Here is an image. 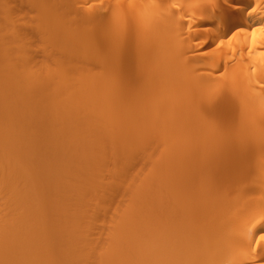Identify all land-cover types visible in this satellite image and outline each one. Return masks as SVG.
<instances>
[{
  "label": "bare ground",
  "instance_id": "6f19581e",
  "mask_svg": "<svg viewBox=\"0 0 264 264\" xmlns=\"http://www.w3.org/2000/svg\"><path fill=\"white\" fill-rule=\"evenodd\" d=\"M28 1V0H27ZM30 1V0H29ZM49 1V0H48ZM73 1V0H72ZM78 3H80L79 6H85L86 8H92V10H96V11H91V9H89V11L92 13L94 12L95 14H100V15H105L107 18H109V16L111 15L112 17V20L110 21H113V23H117V22H120L121 25H119L120 23H118L119 26H122V28L120 29H127V27L130 29V26L133 27L134 25H140L138 23H142L144 24V27L147 26L149 29L151 30H155L157 29L158 27L160 28V26L162 27V23L161 21L163 22H167V23H163L164 27L165 28V25H168L170 27V29L172 30V32H169L168 35H166L167 37L166 38H169V37H174L175 33L177 32H182L183 30L185 31V33L183 32L182 34H189L190 32L192 31H195V32H198L199 36H196V38L194 37V39H197L194 43V39H190V37H187L189 39H187L189 42L187 43V41L185 42H182L184 45L186 44V48L181 52V53H178V55H182L184 54L185 55V52H186V55L185 57H182V61L186 62L189 58H191L192 56L196 59L194 60L195 61V65L199 68L198 70L202 73H206L207 75H209L210 77H214L212 78V81H216L218 79L216 78H222L223 81L225 80L227 83L228 82H233L234 81V86L236 84V81L237 80V85L240 84V83H243L242 79H245L244 82L246 83H249L251 86L250 88L246 86L245 90L246 92L243 93L245 94V96H247L248 94L247 93H251V95L254 94V96H260V97H264V0H77ZM5 2H8V0H5ZM3 2V0H0V6L2 3L4 4H7ZM33 2V1H32ZM22 3V1H21ZM28 3H31V2H28ZM53 3V2H52ZM77 3V5H78ZM10 4V3H9ZM33 4V3H32ZM47 5V4H45ZM50 5V4H49ZM6 6V5H4ZM24 6V5H23ZM38 6V5H37ZM35 6V7H37ZM51 6V5H50ZM69 6V5H68ZM74 6V5H73ZM223 6H228L229 8L231 9H227L226 11L223 10ZM10 7V6H9ZM21 7V6H20ZM31 7V5H30ZM33 8H35L34 6H32ZM31 7V8H32ZM78 7V6H77ZM84 7V9H85ZM226 7V8H228ZM2 7H0L1 9ZM30 8V9H31ZM32 8V9H33ZM39 8V6H38ZM46 8V7H45ZM51 8H54L53 6ZM57 8V7H55ZM82 8V7H80ZM3 9V8H2ZM20 9V8H19ZM15 10V9H14ZM13 10V11H14ZM37 10V9H35ZM61 10V9H60ZM76 10V8H75ZM74 10V11H75ZM88 10V9H87ZM18 11V10H17ZM28 11V10H27ZM39 11V9H38ZM64 11V10H63ZM19 12V11H18ZM22 12V11H21ZM29 12V11H28ZM55 12H56V9H55ZM73 12V11H72ZM27 13V12H26ZM38 12H36L37 14ZM51 13V12H50ZM79 13V12H78ZM2 14L5 16L4 14V11L1 12L0 10V44L2 45L3 43H12L14 42V40H16L18 38L17 41H20L21 39V32H19L17 35L19 37H16V33L18 32L17 31V28L15 26H12V24H8L7 22L10 21L8 20L7 18V22L5 21L6 18H4L2 16ZM17 14V12H16ZM25 14V13H24ZM31 14V13H30ZM35 14V13H34ZM53 14V13H52ZM51 14V15H52ZM68 14V13H67ZM9 15V14H7ZM23 15V14H21ZM38 15V14H37ZM50 15V14H48ZM48 15H46V18L48 17ZM71 15V14H70ZM92 15V14H91ZM10 16V15H9ZM41 15H39L40 17ZM80 16V15H79ZM83 16V15H82ZM19 17H22V16H19ZM28 17V15H27ZM53 17V15H52ZM98 17V16H97ZM100 17V16H99ZM106 17H105V21H106ZM10 18V17H9ZM24 18V17H23ZM72 18V17H71ZM92 18V17H91ZM21 19V18H20ZM19 19V20H20ZM29 19V18H27ZM33 19V18H32ZM37 19H40V18H37ZM104 19V18H103ZM110 19V18H109ZM109 19L108 22H109ZM31 20V19H29ZM36 21V18L34 19ZM75 20V19H74ZM93 20V19H92ZM42 20L40 19L39 22H41ZM44 21V19H43ZM90 21V20H89ZM104 21V23H105ZM23 22V21H22ZM27 22V21H26ZM38 22V20H37ZM38 22V23H39ZM49 22V21H48ZM69 22V21H68ZM10 23V22H9ZM32 23V22H31ZM67 23V22H66ZM92 23V22H91ZM101 23V22H100ZM107 23V22H106ZM105 23V24H106ZM111 23V22H109ZM108 23V24H109ZM23 24V23H22ZM40 24V23H39ZM42 24V23H41ZM26 25V24H25ZM94 25V24H93ZM96 25V24H95ZM101 25V24H100ZM111 25V24H109ZM107 25V27L109 26ZM117 25V26H118ZM133 25V26H132ZM39 25H37L38 27ZM44 26V24H43ZM67 26V25H66ZM137 26V27H138ZM59 27V26H58ZM96 26H94L95 28ZM102 27V26H101ZM115 27V26H114ZM142 27V26H141ZM48 28V27H47ZM75 28V26H74ZM99 28V27H98ZM98 28H95L96 31L94 32H98ZM103 28V27H102ZM111 28V27H110ZM118 28V27H117ZM135 28V27H134ZM133 28V29H134ZM167 28V27H166ZM165 28V29H166ZM42 29V28H41ZM44 29V27H43ZM92 29V26L91 28ZM137 29V28H136ZM139 29L142 31L143 28H140L139 26ZM139 29L135 30L136 31H139ZM146 29V27H145ZM144 29V30H145ZM147 29V31L149 30ZM19 30V28H18ZM23 30V29H22ZM35 30V29H34ZM58 30V28H57ZM89 30V29H88ZM108 30H110L108 28ZM118 30V29H117ZM132 30V29H131ZM168 29H166L167 31ZM170 30V31H171ZM177 30V31H176ZM20 31V30H19ZM31 31V30H30ZM42 32L44 30H41ZM102 31V30H101ZM116 31V30H115ZM146 31V30H145ZM146 32H141V37H140V34H139V38L136 37L138 33L135 34V32H131L128 30V32L132 33L135 35V39L138 38V41H140L139 43H144V40L148 39L147 38V35L145 33ZM165 31V30H164ZM68 32V31H67ZM89 32V31H88ZM93 32V33H94ZM100 32V30H99ZM98 32V34H99ZM120 32V31H119ZM151 32V31H150ZM32 33V32H31ZM47 33V32H45ZM103 33V32H102ZM127 33V32H125ZM124 33V34H125ZM166 33V32H165ZM170 33H174L173 36H171L172 34ZM176 33V34H177ZM180 33H178L180 35ZM92 34V33H91ZM97 34V33H96ZM154 34V33H153ZM152 34V35H153ZM181 34V35H182ZM196 34V33H195ZM194 32H193V35L195 36ZM30 35V34H29ZM61 35V33H60ZM101 35V34H100ZM108 33L106 34V38L108 37L107 36ZM119 35V33H118ZM134 35L133 37L130 35V37L132 39H130V41L134 40ZM150 35V33H149ZM148 35V36H149ZM150 35L149 36V40H151L150 38H152L153 36ZM180 35V36H181ZM192 35V34H191ZM47 36V35H46ZM86 36V35H85ZM103 36V34H102ZM110 36V35H109ZM123 38H122V37ZM124 36L125 35H121L120 34V41L123 42L122 39H124ZM128 35H126L125 37H127ZM143 36V38H142ZM152 36V37H151ZM158 36V35H156ZM165 37V35H163ZM185 36V35H184ZM24 37V36H23ZM93 37V36H92ZM101 37V36H100ZM118 37V36H117ZM129 37V38H130ZM146 37V38H145ZM162 37V36H161ZM159 36V38L157 37L158 40H154L155 42H160L163 43L164 45L168 42L165 39H160L161 38ZM162 37V38H164ZM24 38H27V37H24ZM36 38V37H35ZM41 39H44L42 38V35L40 37ZM59 38V36H58ZM57 38V39H58ZM105 38V39H106ZM115 38V37H114ZM128 38V39H129ZM142 38V39H140ZM174 38H178L180 39V43L181 41V38L180 37H174ZM62 39V38H61ZM101 39V38H100ZM154 39L155 36H154ZM22 40V39H21ZM63 40V39H62ZM70 40V39H69ZM110 40V39H109ZM116 40V39H115ZM148 40V42H149ZM162 40H166L167 42H162ZM38 41V40H37ZM36 41V42H37ZM41 40L39 39V42ZM44 41V40H43ZM103 41H106V40H103ZM102 41V42H103ZM113 41V40H111ZM130 41L128 43H130ZM131 41V43L134 45V43H138V41L136 42V40H134L135 42L133 43ZM143 41V42H141ZM172 41V40H171ZM29 42H30V39H29ZM99 42V41H98ZM107 42V41H106ZM147 42V41H146ZM11 43V44H12ZM38 43V42H37ZM41 43V42H40ZM61 43V42H60ZM86 43V42H85ZM88 43V42H87ZM111 43V42H110ZM113 43V42H112ZM125 41L123 42V44L121 45H124ZM138 43V46L141 47L140 49L144 50V48H142V46H140ZM152 43V41H151ZM170 43V41H169ZM179 43V42H178ZM181 43V44H182ZM3 44V45H4ZM15 44V43H14ZM43 42L41 43V46H42ZM83 44V43H82ZM102 44V43H101ZM100 44V45H101ZM109 44V43H108ZM107 44V45H108ZM120 44V43H119ZM127 44V43H126ZM125 44V46H126ZM135 44V45H136ZM145 44H148V43H145ZM144 44V45H145ZM212 44V46L207 49V50H203L202 48L205 47L206 45H210ZM0 45V46H1ZM6 45V44H5ZM4 45V46H5ZM30 45V44H29ZM35 45V44H34ZM32 45V42H31V47L34 46ZM37 45V44H36ZM38 45H40L38 43ZM57 45V44H56ZM60 45V44H59ZM99 45V46H100ZM129 45V44H128ZM134 45V47H135ZM152 45V44H151ZM9 45L7 44L6 47H8ZM18 46V45H16ZM15 46V48H16ZM44 46V45H43ZM82 46V45H81ZM84 46V45H83ZM103 46V44H102ZM106 46V45H104ZM112 46V45H111ZM137 46V45H136ZM156 46V44L154 45ZM178 46V45H177ZM19 47V46H18ZM17 47V48H18ZM29 47V46H28ZM36 47V46H35ZM55 47V46H54ZM108 47V46H107ZM110 47V46H109ZM115 47V45H114ZM127 47V46H126ZM125 47V48H126ZM147 47V46H146ZM167 47V46H166ZM172 47V46H170ZM185 47V46H183ZM9 48V47H8ZM13 48V49H15ZM16 48V49H17ZM120 48V47H119ZM138 48V47H136ZM148 48V47H147ZM146 48V49H147ZM157 48V47H156ZM154 48V50L156 49ZM161 48V47H160ZM159 48V49H160ZM4 49V48H3ZM12 49V48H11ZM16 49L14 51H16ZM40 49V48H39ZM49 49V48H48ZM58 49V48H57ZM99 49V48H98ZM98 55H100V51L101 50H98ZM104 49V48H103ZM110 49V48H108ZM113 49V48H111ZM111 49H110V53L108 52V54H110V56L108 57H111ZM133 49V48H132ZM131 49V50H132ZM202 49V50H201ZM105 50V49H104ZM117 50V49H116ZM122 50V49H121ZM125 50V49H124ZM123 50V55L125 54ZM158 50V49H157ZM163 50V49H162ZM161 50V51H162ZM166 50V49H165ZM19 51V50H18ZM23 51V49H22ZM26 51V50H25ZM32 51V50H30ZM35 51V50H33ZM32 51V52H33ZM42 51V50H41ZM44 51V50H43ZM42 51V52H43ZM49 51V50H48ZM114 53L112 54L113 57H117L116 55L114 56L115 54V50H113ZM135 51V50H133ZM152 51V50H151ZM159 51V52H161ZM58 52V51H57ZM105 54L102 56L105 58V55H106V51H104ZM127 52V51H126ZM141 52V51H140ZM149 52V51H148ZM146 52V53H148ZM158 52V51H157ZM156 52V54H157ZM158 52V53H159ZM163 52V51H162ZM5 53V52H4ZM3 53V54H4ZM9 55H6L7 57L9 56V61L11 62H14L15 59L12 60V58H10L12 55H11V52H6ZM5 53V54H6ZM20 53V51H19ZM46 53V51H45ZM48 53V52H47ZM46 53V55H47ZM119 54V52H117ZM131 53V52H130ZM129 53V54H130ZM143 53V52H142ZM152 53V52H151ZM165 53V52H164ZM21 54V53H20ZM31 54V53H30ZM37 54V53H35ZM59 54V53H58ZM82 54V53H81ZM117 54V55H118ZM128 54V53H126ZM128 54V55H129ZM135 54V53H134ZM189 54V55H187ZM14 55V54H13ZM16 55V54H15ZM24 55V54H23ZM33 57L34 55L31 54ZM44 56H46L45 54H43ZM54 56V54H52ZM51 55V56H52ZM67 55V54H66ZM84 57H85V54H83ZM82 55V56H83ZM121 55V54H119ZM133 54L130 55V57L132 56ZM141 55V53H140ZM143 55H145V57L143 58H146V54L144 53ZM148 55H151V54H148ZM160 55V54H159ZM25 56V55H24ZM78 56H80L78 54ZM97 56V55H96ZM95 56V57H96ZM155 56V55H153ZM179 56V58H180ZM191 56V57H189ZM17 57V56H16ZM15 57V58H16ZM22 57V55H21ZM26 57V56H25ZM32 57V58H33ZM38 57V56H37ZM50 57V56H48ZM47 57V58H48ZM99 57V56H98ZM97 57V58H98ZM102 57L100 56V58L102 59ZM107 57V56H106ZM112 57V58H113ZM121 57V56H120ZM119 57V60H121ZM123 57V56H122ZM127 57V56H126ZM134 56H132L133 58ZM151 57V56H149ZM161 57V56H160ZM39 58V57H38ZM42 58V57H41ZM46 58V59H47ZM76 58V57H75ZM82 58V57H81ZM99 58V59H100ZM103 58V59H104ZM131 58V60H132ZM142 58V59H143ZM159 58V57H158ZM193 58V59H194ZM6 58H1L0 59V64H3L4 67L1 68V70L3 69H6L2 72H6V74L3 75V73L1 74L0 72V75H3L1 76L2 78L5 77V79L8 78V73H10V77H13V73H11L10 71H15V74H14V78H12L10 80V82L14 79V81L16 82L18 79L21 81H25L24 83L27 82L28 79H26L27 77L25 78H20L22 75L21 70L18 69V67L12 65L10 66L9 70L8 69V62L4 63L2 62V60H5ZM24 59V58H23ZM29 59V57H28ZM35 59V58H34ZM49 59V58H48ZM51 59V58H50ZM49 59V60H50ZM107 61L109 60V58H106ZM130 59V58H129ZM134 59V58H133ZM138 59L137 58V62H138ZM160 59V58H159ZM192 59V60H193ZM30 60H33V59H30ZM52 60V59H51ZM68 60V59H67ZM82 60V59H81ZM80 60V61H81ZM98 59L95 60V63H96V67H99L98 70L100 69V66L103 64H100L97 65V63H100L99 61L96 62ZM115 59H113L114 61ZM125 60H127L125 58ZM141 60V59H140ZM151 60V59H149ZM154 60V59H152ZM162 60V59H161ZM190 60V59H189ZM22 60H20L21 62ZM35 60L32 61V63L34 62ZM40 61V60H39ZM43 61V60H42ZM45 61V59H44ZM54 62V60H52ZM52 61H50L52 63ZM104 61V60H102ZM106 61V60H105ZM104 61V62H105ZM117 61V60H116ZM115 61V62H116ZM121 61H124V60H121ZM134 61V60H133ZM144 61V60H143ZM142 61V62H143ZM180 61V59H179ZM17 62V61H16ZM19 62V61H18ZM31 62V61H29ZM36 62V61H35ZM34 62V63H35ZM56 62V61H55ZM54 62V64H55ZM128 62V61H127ZM141 62V61H140ZM147 62V61H146ZM164 62V61H163ZM33 63V64H34ZM42 63V62H41ZM47 63L44 62L43 66ZM50 63V64H51ZM110 63V61H109ZM107 63V64H109ZM118 63V62H117ZM125 62H123L124 64ZM135 63V62H134ZM150 64V62H148ZM148 63H145L146 65H148ZM7 64V66L5 65ZM37 62H36V66H37ZM48 64V63H47ZM105 64V63H104ZM112 64V63H111ZM121 64V62H120ZM130 64V63H128ZM143 64V66L145 65ZM176 64V62H175ZM180 64V63H179ZM20 65V64H19ZM25 68L27 67H31V65L29 64V66L27 64H22ZM20 65V66H21ZM41 65V64H40ZM63 65V64H62ZM110 65V64H109ZM107 66V67H110L111 66ZM115 64H113V67H114ZM117 65V64H116ZM119 65V64H118ZM132 65V64H131ZM137 66V64H135ZM139 67L138 68H141L143 67L141 65L140 67V64L138 63ZM172 65V63H171ZM181 65V64H180ZM179 65V66H180ZM2 66V65H0ZM49 66V65H48ZM182 66V65H181ZM185 66V65H183ZM13 67V68H12ZM16 67V68H15ZM38 67V66H37ZM41 67V66H39ZM47 67V65H46ZM53 67V66H51ZM59 67V65H58ZM57 67V68H58ZM81 66H79L80 68ZM83 67V66H82ZM102 67V66H101ZM112 67V68H113ZM116 67V66H115ZM114 67V68H115ZM126 67V65H125ZM146 67V66H145ZM144 67V68H145ZM165 67V66H164ZM22 68V67H21ZM22 68V69H23ZM25 68V69H26ZM34 66L32 67L31 70H33ZM63 68V67H62ZM91 68V67H90ZM109 68V70H110ZM117 68V67H116ZM124 68V67H123ZM181 68V67H180ZM184 68V67H183ZM187 68H188V65H187ZM12 69V70H11ZM13 69H16V70H13ZM24 69V70H25ZM38 69V68H36ZM44 69V68H43ZM54 69V68H52ZM51 69V70H52ZM60 69V68H59ZM84 70V68H82ZM108 69V68H107ZM126 69V68H125ZM190 69H192V67L190 66ZM195 69V68H194ZM0 70V71H1ZM19 70V71H18ZM57 70V69H56ZM82 70V72H83ZM93 69H91L92 71ZM96 70V69H94ZM106 70V69H105ZM114 70V69H113ZM145 70V69H144ZM168 70V69H167ZM175 70H178L175 69ZM181 70V69H180ZM184 70V69H183ZM181 70V71H183ZM186 70V69H185ZM185 70L183 71L185 73ZM20 73V77L18 76V72ZM30 71V70H28ZM37 71V70H35ZM41 71H44L45 70H41ZM48 71V70H47ZM65 70H63L64 72ZM77 70H75L76 72ZM100 71H103V69H101ZM99 71V72H100ZM119 71V69H118ZM124 71V69L122 70ZM141 71V70H140ZM147 71V70H146ZM192 71H197V70H193ZM39 72V71H38ZM68 72V71H66ZM65 72V74H66ZM71 72V71H70ZM69 72V73H70ZM74 72V71H73ZM75 72L73 75H75ZM81 72V71H79ZM109 72V71H108ZM107 72V73H108ZM114 72V71H113ZM112 72V74H113ZM129 72V71H128ZM135 72V71H134ZM142 72H143V69H142ZM140 72V80L139 78H137V76H133L134 78H137L138 79V83L137 84L136 82L134 83V86L136 85H141V81L143 82V80H141V78H147L148 76H145V74H143V76H141V73ZM178 72V71H177ZM188 72V70L186 71ZM198 72V71H197ZM34 73V71H33ZM68 73V74H69ZM85 73V71H84ZM107 73L105 75H107ZM111 72H109L110 74ZM115 73H117L115 71ZM114 73V74H115ZM120 73V71H119ZM130 73V72H129ZM128 73V74H129ZM139 73V72H138ZM138 73H134L133 75L135 74H138ZM145 73V72H144ZM163 73V71H162ZM190 71H189V76H190ZM193 73V72H192ZM241 73H242V76L243 78L241 79ZM12 74V76H11ZM17 74V76H16ZM26 71H25V75H26ZM36 74V73H35ZM65 74L63 76H65ZM78 74V72H77ZM102 74V73H101ZM104 74V73H103ZM102 74V76H103ZM110 74V76H108L109 78H111L112 76L114 77L115 75H112ZM148 75V72L146 73ZM165 74V72H164ZM163 74V75H164ZM174 74V73H173ZM180 74V73H179ZM183 74V73H182ZM186 74V73H185ZM183 74V75H185ZM196 73H194L193 75H195ZM7 75V76H6ZM30 73H29V77H30ZM37 75V74H36ZM67 75V74H66ZM79 75V74H78ZM100 75V74H99ZM112 75V76H111ZM120 75H123V74H120ZM150 75V74H149ZM162 74L160 73V76ZM171 75V74H170ZM178 75V74H177ZM176 75V76H177ZM197 75V74H196ZM205 75V74H204ZM202 75V76H204ZM43 74H41V78H42ZM46 76V75H45ZM57 76V75H56ZM62 76V77H63ZM93 78V83L96 81H99V78L98 77V80L95 81L94 79V74H92ZM119 75L115 76V77H118ZM125 76V75H124ZM124 76H121L119 77L122 81V79L124 78ZM128 76V75H127ZM182 76V75H181ZM180 76V77H181ZM199 76V75H198ZM197 76V77H198ZM201 76V75H200ZM0 77V78H1ZM16 77V78H15ZM22 77H24V74L22 75ZM38 77V76H37ZM48 77V76H47ZM67 77H69L67 75ZM72 77V75H71ZM76 77V76H75ZM96 77V78H97ZM112 77V78H113ZM129 77V76H128ZM127 77V78H128ZM157 77V76H156ZM165 77V75H164ZM163 77V78H164ZM173 77V76H172ZM197 77L195 79H197ZM208 77V76H207ZM239 77V78H238ZM31 78L35 79L34 77H30L29 78V81L31 80ZM40 78V77H39ZM40 78V80H41ZM46 78V77H45ZM54 78V77H53ZM56 78V77H55ZM119 78H114V79H117V81H115L114 84H117V85H114L115 88L116 86L118 87V83H120V81L118 82ZM142 78V79H143ZM149 78V77H148ZM155 78V77H154ZM170 79V77H168ZM167 78V79H168ZM183 78V77H182ZM190 78V77H189ZM193 77H191L192 79ZM199 78V77H198ZM203 77H201L200 79H202ZM4 79V78H3ZM2 79V80H3ZM16 79V80H15ZM61 79V78H60ZM74 79V78H73ZM76 79V78H75ZM74 79V80H75ZM90 79V80H91ZM101 79V78H100ZM105 78H103L104 80ZM114 79H111V80H114ZM136 79V80H137ZM144 79V80H145ZM153 79V78H152ZM149 80L150 82L153 80ZM158 81H159V77H157ZM188 79V77L186 78ZM190 79V80H191ZM194 79V78H193ZM207 80L209 78H206ZM204 78V81L206 80ZM216 79V80H215ZM220 79V81L222 80ZM2 80H0L2 82ZM17 81L18 83H14L16 85H19L21 83V81ZM36 80H38L39 82V79L36 78ZM50 80V79H49ZM66 80V79H65ZM71 80V79H70ZM81 80V79H80ZM89 80V81H90ZM109 79L107 78L106 80V83L104 84L103 81H102V84H104L105 86H107V84L109 82H112V81H108ZM135 81V79H131V81ZM161 80V78H160ZM176 80V79H175ZM179 80V79H178ZM199 80V79H197ZM203 80V79H202ZM7 81V80H6ZM13 81V82H14ZM34 81V80H32ZM44 81V80H43ZM52 81V80H51ZM56 81V80H55ZM62 81V80H61ZM85 81V80H83ZM100 81V83H101ZM108 81V82H107ZM125 81V80H123ZM147 81V79L145 80ZM155 81V80H154ZM196 82V80H193ZM200 81V80H199ZM238 81H241L238 83ZM5 82V80L3 81ZM2 82V83H3ZM12 82V83H13ZM31 82V81H30ZM46 82V81H45ZM44 82V83H45ZM53 82V81H52ZM91 82V84H92ZM114 82V81H113ZM118 82V83H117ZM151 82V83H152ZM175 82V81H174ZM186 82H189V80H186ZM191 82V81H190ZM209 82H211V80H209ZM8 82H6L5 84L7 85ZM12 83H10V85H12ZM40 83V82H39ZM43 83V82H42ZM43 83V84H44ZM51 83V82H50ZM70 84V82H68ZM72 83V82H71ZM79 83V82H78ZM83 83V82H82ZM98 83V84H100ZM122 85L124 82H121ZM126 83V82H125ZM131 83V82H130ZM129 83V84H130ZM147 85V82H143V86ZM149 83V82H148ZM154 83V82H153ZM158 83V82H157ZM161 83V82H160ZM178 83V82H176ZM182 83V82H181ZM204 83V82H203ZM213 83V82H212ZM217 84V81L214 82ZM219 83V82H218ZM14 84L12 85V87L10 88L9 86V83L6 87V90L8 91V93H6L7 91L5 90V85L1 84L0 85H3L2 88L4 89L5 91V94L8 96H3V99H6L7 97H9V92L11 90V93L13 92L14 89L13 86ZM29 84V82H28ZM38 84V83H37ZM41 84V83H40ZM42 84V85H43ZM52 84V83H51ZM55 84V83H54ZM52 84V85H54ZM67 84V83H66ZM68 84V85H69ZM81 84V83H80ZM87 84V82L85 83ZM89 84V83H88ZM97 84V85H98ZM101 84V85H102ZM127 84V83H126ZM133 84V83H131ZM130 84V85H131ZM136 84V85H135ZM156 84V83H155ZM184 84L186 85L185 82H183V86ZM221 84V83H220ZM222 84H224L222 82ZM221 84V85H222ZM16 85L14 86L15 90H18L19 87H16ZM22 85V84H21ZM27 85V84H25ZM36 85V84H35ZM78 85V84H77ZM76 85V86H77ZM84 85V84H82ZM94 85V84H93ZM94 86V88L90 89L91 87H93L92 85H90L91 87L89 88L90 90H92V92L94 93V90H96V86ZM111 85V83H110ZM108 85V86H110ZM113 85V83H112ZM121 85V84H120ZM125 85V84H124ZM123 85V86H124ZM188 85V84H187ZM193 85V84H192ZM195 86L194 87H197L196 85L197 84H194ZM203 85V84H202ZM201 85V86H202ZM229 85V83L227 84ZM237 85L235 86L237 88ZM246 84H244L245 86ZM248 85V84H247ZM24 86V84L22 85ZM20 86V88L22 87ZM32 86H33V83H32ZM66 86V85H65ZM79 86V85H78ZM128 86V85H127ZM133 86V85H131ZM159 86V85H157ZM181 86V85H180ZM178 86L177 89L180 87ZM182 86V87H183ZM199 86V85H198ZM226 86V85H225ZM243 86V85H242ZM243 86V87H244ZM30 87H31V84H30ZM30 87H26L25 86L23 87L24 91L21 93L22 97L27 94L30 93ZM36 87V86H35ZM45 87V85L43 86V88ZM54 87V86H53ZM71 87V85H70ZM75 87V86H74ZM85 87V86H84ZM88 87V86H87ZM103 87V86H102ZM130 87V86H129ZM147 88V86H145ZM200 87V86H199ZM241 87V85H240ZM1 88V87H0ZM1 88V89H2ZM8 88V89H7ZM41 88V86L39 87ZM49 87H45V89H48ZM68 88V87H67ZM99 88V86H98ZM104 88V87H103ZM121 88L123 87H120V90L121 91ZM127 88V87H126ZM141 88V87H140ZM144 88V87H142ZM185 88H191L190 86L188 87H185L184 86V89ZM198 88V87H197ZM196 88V89H197ZM233 87H229V89L231 91ZM10 89V90H9ZM28 89L30 90L29 93L27 92ZM34 89V87L32 88V90ZM38 89V87L36 88V90ZM56 89V88H55ZM72 90V88H69L68 90ZM74 89V88H73ZM108 89V87H107ZM105 90L106 92L108 90ZM111 86L109 87V90H111ZM118 88L114 89L113 88V91H117ZM128 89V88H127ZM130 89V88H129ZM176 89V87H175ZM182 89V88H181ZM180 89V90H181ZM228 89V88H227ZM226 89V90H227ZM228 89V90H229ZM36 90H34V93L35 95L39 96V92H35ZM64 90V89H63ZM67 90V89H66ZM65 90V91H66ZM70 90V91H71ZM80 90V89H79ZM86 90V89H85ZM103 90V89H102ZM123 90V89H122ZM132 90H133V87H132ZM137 90V89H135ZM142 90V89H141ZM139 90V91H141ZM145 91V89H143ZM172 90V88H171ZM183 90V89H182ZM190 90V92L188 91ZM186 91H188L189 93H191L192 91L194 92V90L192 89H188ZM198 90V89H197ZM225 90V91H226ZM229 90V92H230ZM236 90V89H235ZM234 90V91H235ZM3 91V90H1ZM3 91V92H4ZM22 91V90H21ZM20 91V92H21ZM39 91V90H37ZM43 91V90H42ZM40 90V92H42ZM47 91V94L51 93L50 90H46ZM50 91V92H49ZM75 91V90H74ZM98 91V90H97ZM112 91V92H113ZM124 91V90H123ZM121 91V92H123ZM126 91V90H125ZM134 91V90H133ZM132 91V92H133ZM138 91V90H137ZM135 91V92H137ZM167 91V89H166ZM185 91V92H186ZM237 91V90H236ZM240 91V90H239ZM17 91H15V94H16ZM19 92V91H18ZM27 92V94L25 93ZM45 92V90H44ZM81 92V91H79ZM78 92V93H79ZM85 92V91H84ZM90 92V91H89ZM90 92V93H92ZM96 92V91H95ZM102 92H100V94L102 95ZM105 92V93H106ZM109 92V91H108ZM113 92V93H114ZM120 92V94L122 95V93ZM129 92V90H128ZM169 92V91H168ZM184 92V93H185ZM192 92V93H193ZM198 92V95L200 94L199 92H204L202 90L200 91H197ZM213 92V91H212ZM211 92V93H212ZM215 92V91H214ZM241 92V91H240ZM14 93V92H13ZM37 93V94H36ZM59 93V92H58ZM66 93V92H65ZM88 93V91H87ZM98 93V94H97ZM96 95L99 96V92H97ZM117 93V92H116ZM114 94L116 96H121V95H117V94ZM119 93V92H118ZM127 93V92H126ZM134 93V92H133ZM132 93V95H133ZM139 93V92H138ZM142 93V92H141ZM144 93V92H143ZM142 93V94H143ZM172 93L173 90H172ZM188 93V94H189ZM196 93V91H195ZM217 93V91H216ZM222 93V92H221ZM233 93V92H232ZM235 93V92H234ZM233 93V94H234ZM249 93V94H250ZM31 94H32V91H31ZM45 94V95H47ZM48 94V95H49ZM54 94V93H52ZM67 94H68V91H67ZM67 94H65L67 96ZM81 94H83L81 92ZM108 94V96H107ZM109 94L111 93H106V95H104L103 93V97L105 99L107 98V100L109 99ZM129 94V93H128ZM131 94V93H130ZM140 94V95H142ZM187 94V95H188ZM236 94V93H235ZM247 94V95H246ZM2 94L0 93V98L2 97L1 96ZM20 93H18L17 95L15 96H19ZM41 95V94H40ZM47 95V96H48ZM60 96V94H58ZM57 95V97H58ZM62 95L64 94H61L60 97H63ZM70 95V94H69ZM80 95V94H79ZM93 95V94H91ZM123 95H124V92H123ZM123 95H122V98H120L121 100L125 98H123ZM131 95V96H132ZM136 95V94H134ZM133 95V96H134ZM139 95V94H138ZM176 95V94H175ZM178 95V94H177ZM179 95L180 92H179ZM213 95V94H212ZM222 97H223V94H221ZM221 95H217L218 97H221ZM227 95V94H226ZM230 95V94H228ZM14 96V94H13ZM24 96V97H25ZM33 96V95H32ZM35 96V97H36ZM37 96V98H38ZM44 96V93L43 95L41 96V98ZM51 96V94L48 96V98ZM75 96V95H74ZM78 96V95H76ZM85 96V95H84ZM95 96V95H94ZM111 96V95H110ZM127 96H130V95H126ZM132 96V98H133ZM171 96V95H170ZM190 96V94H189ZM225 96V95H224ZM23 97V98H24ZM31 97V96H29ZM28 97V98H29ZM34 96V100L36 99ZM46 97V96H45ZM52 97V96H51ZM55 97V99L57 98ZM65 97V96H64ZM79 97V96H78ZM101 98V96H99ZM135 97V96H134ZM138 97V96H137ZM135 97L134 100L137 98ZM143 97V95H142ZM178 97V96H177ZM176 97V98H177ZM196 97H198L196 95ZM216 97V95H215ZM240 97V96H239ZM15 98V97H13ZM20 97H18L17 99H19ZM69 98H73V95L72 97L70 96ZM76 97H74L75 99ZM80 99H82L81 97H79ZM93 98V96L91 97ZM115 98V97H114ZM117 98V97H116ZM130 97L126 98V100H128ZM170 98V97H169ZM175 98V100H176ZM214 98V97H213ZM2 99V98H1ZM2 99V100H3ZM10 99V97H9ZM15 99V100H17ZM39 99V98H38ZM45 99V98H44ZM43 99V101H44ZM59 99V97L57 98ZM62 99V98H61ZM95 99V97H94ZM99 99V98H98ZM104 99V100H105ZM139 99V98H137ZM141 99V98H140ZM172 99V97H171ZM193 99V98H192ZM196 99V98H195ZM221 99V98H219ZM248 99V97H247ZM2 100H1V103H2ZM8 98L5 100L6 102ZM13 99V101L11 100L10 103L8 104V106L5 104L4 107H2L0 109V116L2 117V121L0 120V264H118L119 262H121L120 260L122 259V262L120 264H264V164H253L251 166V168L247 171H244V172H239V171H235V169H232L234 167H231L230 168V165L231 162H230V155L231 154V149L233 150L235 146L239 145H235L234 143H232V141L230 140V138H226V134L228 132H225V137L220 141L218 138V135L217 134V137L216 135H214V144H215V153H211L212 155V160L213 161V167L209 170V177L211 179V182H209V184H206V185H198L196 187L193 186V188H190L189 186V189L188 188H183L182 184L183 182H187V181H190V176H191V172L187 171V172H181V174H177L178 176L176 177L175 176V179L171 180L172 178L170 177H165V181L162 183L163 186L160 185V182L159 183V187H156V188H153L151 189V186L154 187L155 185L152 184V180H150L151 182H148V183H151V184H145L148 188H149V185H150V193L149 195H147L148 193L145 191L146 193V198L144 197V200H147L144 201L145 204H147L148 206L146 207H149L147 208L148 210L150 209V213L146 212V207H145V211L143 210L144 209V206L145 204L142 203L143 202V199H141L142 195L138 196L137 194V198L135 200V203L137 202H141L143 204V206H141V203H137L139 204L138 206L140 208L138 209H141L143 207V211L144 213H146V215L144 213H142L140 210H136L137 208V205L134 206L135 210L136 211H140L137 212L134 211L137 215L136 217L134 218L135 214L134 212H132V209L130 208L132 205V202H129L131 204H129L128 206L126 207H129L131 209V212L133 213L132 215V218L131 216L129 217V214L128 217H125V212L127 209L123 208L124 210H121L123 211L122 213L123 214H120V217H115V219H113L112 217V211H110V208H106L108 210H105L107 212H111V218L115 221L114 222V229H112L113 231V235L116 239H114L113 235H112V238L118 242L116 244H118V246L116 247V244L113 242V244L115 245L114 250L117 248V250H113L111 247H107V246H113V244H108L107 246L105 245H102V246H98V249L96 246H94V243H95V239H97V234H95V237H90V232L92 234V231L94 229V225L92 226V223H93V220H94V223H95V219L94 218H97L96 216H98L99 218V215H102V214H98L99 211L97 209H99L100 211H104L102 208V204H111V200L112 198L110 199V201L107 199L108 198V194L109 193L108 191L106 193L107 195V198L106 197H103V194L105 189H107L108 187L111 188V182H114L113 181V177H114V174L115 173V176H116V173L119 174L120 172L119 171H122L124 170V166H123V169H122V165L120 166L121 169L117 168V166L115 168H117V172L114 171V166H113V172L111 174V172H108V171H111V168H108V167H104L103 166H106V163H102L101 161H103L104 159L107 160V158H105L106 156H109L107 155V153L105 152L107 149L103 148V147H107V146H94V147H98L99 149H90L89 148H93V146H91V144H95L96 142H92L89 140H93V139H87L89 137V134L85 137H87L86 139H84V135L83 136H80L78 135V131L75 132L76 129V126H78V121H80L78 119V117H72L71 115V112L68 110L70 109L69 106H73L75 107L74 105H72L71 103H68L64 101L68 104V109L66 111V108L62 107V105H64V101H62L61 103H57V106L59 104V107L61 106L62 107V112L66 113V117L67 119L65 118V120H60V122L55 124V126H51V129L48 130L46 129V125H43L42 129H39L38 126L36 128H38L39 132L36 133L35 130H33L35 124H33L34 126H32V130L31 131L29 128V125L31 124V115H32V112H27L26 110H24L25 113L23 114H18L16 115L17 116V119L18 120H15L16 118H13L14 122L12 124L11 121V118H9L11 124L7 123L8 120V116H7V113L6 112H9L12 110V107L15 106V112H18L16 111V107L18 103H21V98L19 99L20 102L18 101H15ZM33 100V101H34ZM40 100V99H39ZM46 100H47V97H46ZM54 100V99H53ZM63 100V99H62ZM86 100V99H85ZM88 100H89V97H88ZM111 100V99H110ZM117 100V99H116ZM119 100V99H118ZM130 100V99H129ZM128 100V101H129ZM163 100V99H162ZM165 100V99H164ZM173 100V102L175 101ZM216 100V99H215ZM258 100V99H257ZM5 101H3V103H5ZM24 101H25V98H24ZM31 101V100H30ZM38 101V100H37ZM36 100L33 102L34 105L35 102H37ZM41 101V100H40ZM51 101V99H50ZM60 100H58L57 102H59ZM98 101V100H96ZM95 101V102H96ZM106 101V100H105ZM123 101V100H122ZM120 101V102H122ZM131 101V100H130ZM15 102V104H14ZM18 102V103H17ZM23 102V101H22ZM26 103H28L27 101H25ZM73 102H77L76 100L73 101ZM88 102V101H87ZM101 102V99L100 101ZM115 102V101H114ZM132 102V101H131ZM136 102V101H135ZM163 102V101H162ZM0 105H3V103ZM13 103V104H11ZM43 103V102H42ZM49 103V101H48ZM48 103L46 104V101H45V104L48 106ZM54 103V101L52 102ZM55 103H56V100H55ZM85 103V102H83ZM93 105L94 101L93 102H89ZM97 103V102H96ZM95 103V104H96ZM107 103H109V105H106ZM111 102L108 100L106 101V104L103 105L104 106H109V108L112 106L113 107V102H112V105L110 104ZM118 103L115 102V104ZM124 103H127V102H124ZM134 103V102H133ZM136 103H139L138 100ZM172 103V102H170ZM169 103V104H170ZM236 103V102H235ZM233 103V104H235ZM44 104V103H43ZM50 104V103H49ZM61 104V105H60ZM80 104V103H79ZM78 104V105H79ZM88 104V103H87ZM100 105V103H97ZM102 104V103H101ZM114 104V106H115ZM121 104V103H120ZM128 104V103H127ZM126 104V105H127ZM168 104V103H166ZM168 104V105H169ZM12 105V106H11ZM19 105V104H18ZM21 105H23L22 103L20 104V107H22ZM27 105V104H26ZM33 105V106H34ZM38 105V104H37ZM36 105V107H38ZM40 105V103H39ZM42 105V104H41ZM52 105V104H51ZM54 105V104H53ZM102 105V106H103ZM119 105V104H118ZM125 105V106H126ZM161 105V103H160ZM216 105V104H215ZM11 106V107H10ZM25 106V105H24ZM45 106V105H44ZM55 106V105H54ZM81 106V104H80ZM84 108V104L82 105ZM89 106V104L87 105ZM86 106V107H87ZM94 106V105H93ZM101 106V107H102ZM162 106H163V103H162ZM167 106V105H166ZM261 106H263L261 104ZM5 107H7L8 111L4 110ZM32 107V105L30 106ZM34 106V108H36ZM41 107V106H39ZM49 107L51 108V106L49 105ZM67 107V106H66ZM90 107H92L90 105ZM89 107V108H90ZM97 107V106H96ZM100 107V106H99ZM100 107V108H101ZM111 107V110H115L117 107L118 108H121L120 105L117 106L116 108L113 107L114 109H112ZM124 107V106H123ZM217 107V105H216ZM215 107V109H216ZM222 107L221 109H223L224 107L223 106H220ZM23 108V107H22ZM28 109V106L25 107ZM55 108H58V107H54L53 109ZM87 107V109H89ZM92 108H95L92 107ZM90 108V109H92ZM98 108V107H97ZM104 108V107H103ZM102 108V109H103ZM108 108V109H109ZM117 108V109H118ZM233 108V106H232ZM19 109V108H18ZM24 109V108H23ZM44 109V107H43ZM75 109H78V108H75ZM81 109V108H80ZM107 109V108H105ZM103 109V111L105 110ZM220 110V108H218ZM225 109H228V108H225ZM224 109V111H226ZM239 109H240V106H239ZM264 109V108H263ZM1 110L2 112L4 111L5 112V116L1 113ZM14 110V108H13ZM56 110V109H55ZM60 110V109H59ZM58 110V111H59ZM64 110V111H63ZM71 110V109H70ZM86 110V109H85ZM218 110V114H219V117L220 116V113L221 112ZM21 111V109H20ZM19 111V112H20ZM23 111V110H22ZM37 112H41L40 109H37L36 110ZM49 111V109H48ZM57 111V112H58ZM74 111V110H72ZM77 111V110H75ZM88 111H91V110H88ZM94 111V110H93ZM102 111V110H101ZM110 110H107L106 112H109ZM228 111V110H227ZM231 111V109L229 110ZM228 111V113L230 114V112ZM35 112V111H34ZM61 112V111H60ZM60 112H59V115H60ZM70 112V113H69ZM95 112L96 109H95ZM94 112V113H95ZM112 113V111H110ZM109 112V113H110ZM217 112V110H216ZM215 112V113H216ZM220 112V113H219ZM233 112V110H232ZM28 113V114H27ZM36 113V112H35ZM50 113V112H48ZM47 112H45V109L43 110V112L41 113L42 115L41 116H44L45 118L43 119V121L45 119L48 118V115H49V118H50V114H48ZM74 113H77V112H74ZM87 113V112H86ZM100 113V111H99ZM98 113V114H99ZM105 113V111H104ZM223 113V112H222ZM12 113H10L11 115ZM31 114V115H29ZM55 114V113H54ZM58 114V113H57ZM63 114V113H62ZM81 114H83V111L81 112ZM90 114V113H89ZM97 113H95L94 115L92 116H95ZM103 114V113H102ZM100 114L99 117L102 115ZM216 114V115H218ZM227 114V112L225 113V115ZM3 115V116H2ZM14 115V114H13ZM36 115V114H35ZM56 115V114H55ZM65 116V114H63ZM69 115V116H68ZM74 115V114H73ZM87 115V114H85ZM85 115H81V116H85ZM106 115V114H105ZM104 115V116H105ZM108 115V114H107ZM223 115V117L225 116ZM18 116H20L18 118ZM41 116H37L38 117H41ZM62 116V117H64ZM215 116V114H214ZM231 116V114H230ZM4 117V118H3ZM29 117V119H28ZM36 117V116H34ZM61 117V115L57 118L59 120V118ZM61 117V119H62ZM89 117V116H88ZM97 118H99L98 116H96ZM106 117V116H105ZM105 117L101 116V118H103L101 120V122L103 120H105ZM108 119H110L111 117L108 115ZM6 118V119H5ZM52 118V117H51ZM50 118V119H51ZM55 120H57L56 117H54ZM95 118V117H93ZM95 119V120H98V119ZM122 118V117H120ZM119 118V119H120ZM214 118V117H213ZM212 118V120H213ZM217 118V117H216ZM1 119V118H0ZM84 119V118H83ZM88 119V118H87ZM86 119V116H85V120L87 121ZM90 119V117H89ZM92 119V118H91ZM114 119V118H113ZM116 119V118H115ZM123 119V118H122ZM125 119V118H124ZM221 119V118H220ZM219 119V120H220ZM226 119V118H225ZM228 119V118H227ZM4 120H6V123L4 122ZM27 120V122L25 121ZM30 120V121H29ZM37 120V119H36ZM112 120V119H110ZM118 120V118H117ZM121 120V119H120ZM223 120V119H222ZM231 120V119H229ZM39 121V120H38ZM42 121V120H41ZM48 121H53V120H48ZM63 121V122H62ZM86 121H83L86 123ZM90 120H88L87 122H89ZM93 121V119H92ZM91 121V122H92ZM122 121V120H121ZM26 122V123H25ZM34 122V121H33ZM45 122V121H44ZM89 122V123H91ZM100 120L99 122H92L94 125L97 123H99V125L101 127H103V125H101L100 123ZM105 122H108L105 120ZM154 123L155 122V119L153 121ZM222 122V121H221ZM228 122V120L226 121ZM232 122V121H231ZM29 123V125L27 124ZM46 123V122H45ZM103 123V122H102ZM109 123V122H108ZM107 123V124H108ZM111 123V121H110ZM114 123V121L112 122ZM119 123V122H118ZM124 123V122H122ZM215 123V121H214ZM212 123V124H214ZM235 123V122H233ZM240 123V122H239ZM9 124V125H8ZM43 124V123H42ZM41 124V125H42ZM47 124V123H46ZM105 124V123H103ZM37 125L38 122H37ZM51 125V124H50ZM53 125V124H52ZM93 126V131H95L97 128L94 129V127H96V125ZM106 125V124H105ZM117 125V124H115ZM120 125H121V122H120ZM124 125V124H123ZM216 125V124H215ZM231 125V124H230ZM240 125V124H239ZM89 126H91V124H89ZM91 126V127H92ZM98 126V128L100 127ZM110 126V125H108ZM107 126V128H108ZM118 126V125H117ZM214 126V125H213ZM212 126V127H213ZM218 125H216V127H218ZM238 126V124H237ZM29 127V128H27ZM87 127V126H86ZM215 127V126H214ZM230 127V126H229ZM233 127V125H232ZM245 127V125H244ZM76 128V129H75ZM105 127H103L104 129ZM105 129L108 130V129ZM116 128V127H115ZM119 128V126H118ZM123 131H124V128H122V126L120 127ZM227 128V127H226ZM239 128V127H237ZM257 128V127H256ZM261 128V126L259 127ZM258 128V129H259ZM75 129V130H74ZM87 129H90V127ZM85 129V130H87ZM110 129H111V126H110ZM109 129V130H110ZM114 129V128H113ZM136 129V128H135ZM133 129V130H135ZM253 129V128H252ZM80 130V129H78ZM91 130V129H90ZM112 130V129H111ZM116 131L119 130V129H115ZM115 130H112L115 131ZM216 130V128H215ZM227 130V129H226ZM74 131V133H73ZM83 131V130H82ZM97 131V130H96ZM100 131V130H99ZM122 131V133H123ZM126 131V129H125ZM138 131H140L138 129ZM212 131L214 132V129L211 130V133ZM237 131V130H236ZM263 131V130H262ZM88 132V131H87ZM86 132V133H87ZM102 132V130H101ZM119 133V131H117ZM130 132V130H129ZM135 132V131H134ZM133 132V133H134ZM250 132V131H249ZM253 132V131H252ZM43 133V134H42ZM72 133H73V136L74 134L76 133L77 134V137H84L82 138V142H80L79 140V144L75 143L71 138L70 136H72ZM89 133H91L89 131ZM97 133V132H96ZM107 133V132H106ZM127 134H129L127 131H126ZM132 133V130L131 132ZM132 133V134H133ZM141 133V132H140ZM216 133V131H215ZM232 133V132H231ZM234 133V132H233ZM241 133V132H240ZM257 134V132H255ZM254 133V134H255ZM259 133V132H258ZM264 133V132H263ZM21 134L24 135V139L23 138H20ZM41 134V136L39 135ZM75 134V135H76ZM82 134V133H81ZM92 134V133H91ZM103 134H105L103 132ZM109 134V132H108ZM113 135V133H111ZM115 134V137H116V133ZM131 134V135H132ZM137 134V133H136ZM135 134V135H136ZM246 134V133H245ZM254 135V136H258L257 135ZM93 135V134H92ZM98 135V133L96 134V136ZM123 135V134H122ZM141 135V134H139ZM237 135V134H236ZM104 136H107L104 135ZM110 136V135H109ZM114 136V135H113ZM120 136V135H119ZM125 136V134H124ZM128 136V135H127ZM133 136V135H132ZM210 136V135H209ZM224 136V135H223ZM235 136V135H234ZM19 137V138H18ZM23 137V136H22ZM102 137V136H101ZM108 137V136H107ZM111 137V136H110ZM109 137V139H110ZM240 137V136H239ZM260 139L262 137H264L263 135H259ZM257 137V139L259 138ZM75 138V136H74ZM99 138V137H98ZM113 138V137H112ZM123 140L126 138V137H122ZM121 138V139H122ZM131 138V137H130ZM129 138V139H130ZM135 138V137H134ZM133 138V139H134ZM234 138H237L236 136ZM78 139V138H77ZM80 139V138H79ZM107 139V140H109ZM128 139V141H129ZM133 139L132 141L130 142L132 145L133 143ZM206 139V138H205ZM211 139V138H210ZM255 140L256 137L254 138ZM81 140V139H80ZM96 139H94L95 141ZM103 140V139H102ZM106 140V141H107ZM115 140V139H114ZM119 140V139H118ZM127 140V138H126ZM135 140V139H134ZM202 140V139H201ZM240 140V139H239ZM55 141H59V142H56L57 144L59 143V146H56L57 144H55ZM99 140L97 139V142ZM112 141V140H111ZM128 141H124V143L128 142ZM204 141V140H202ZM209 141V140H208ZM212 141V139H211ZM236 141V140H235ZM264 141V140H263ZM60 142L62 144H60ZM77 142V141H76ZM102 142V141H100ZM98 142V144L100 143ZM109 142V141H108ZM115 141H113L112 143H114ZM248 142V141H247ZM246 142V143H247ZM250 142V140H249ZM81 143L83 144V146L85 147L86 145V148L89 149L90 152H92L93 154L89 155L88 153L89 152H86V148H83L82 150V145ZM112 143L110 144L111 147L114 146L112 145ZM117 144V140L115 142ZM120 143V142H119ZM129 143V142H128ZM198 143V142H197ZM201 143V142H200ZM205 143V142H204ZM204 143H202L204 145ZM210 143V142H209ZM208 143V145L210 146V144ZM241 143V142H240ZM244 143V142H243ZM264 142H262L261 144H263ZM85 144V145H84ZM109 144V143H108ZM115 144V146H116ZM201 144V145H202ZM248 144V143H247ZM61 145V146H60ZM87 145L89 147H87ZM106 145V144H105ZM124 145V144H123ZM128 145V144H126ZM207 145V144H206ZM258 145V144H257ZM256 145V146H257ZM11 146H14V147H11ZM16 146V147H15ZM109 146V145H108ZM122 146V145H121ZM134 146V145H133ZM198 146V145H197ZM200 146V145H199ZM240 146V145H239ZM241 146H242V143H241ZM240 146V147H241ZM245 146H248L249 147V144L248 145H244L242 146L245 147ZM253 147V149L256 148ZM260 146V143L259 145ZM263 146V145H262ZM81 147V148H79ZM110 147V148H111ZM119 147V146H118ZM132 147V146H131ZM188 147V146H187ZM191 147V146H189ZM188 147V148H189ZM238 147V146H237ZM12 148H16V149H12ZM18 148V149H17ZM123 146L120 148V153H124L123 151ZM126 148V146H125ZM134 148H137L138 150V147L135 146L133 147V150ZM185 148V147H184ZM239 148V147H238ZM259 148V147H258ZM264 148V146H263ZM262 148V150H263ZM84 149L86 151H84ZM101 149H104L105 151L103 152V150ZM109 149V147H108ZM113 149V148H112ZM115 150H119V148L117 149V147L115 148ZM114 149L113 151H109L110 152V155L112 154V156L115 157V154L114 152ZM207 149V148H206ZM216 149L220 152H216ZM240 149V148H239ZM96 150V151H95ZM101 150V151H100ZM149 150V149H148ZM191 150V149H190ZM198 150V149H197ZM210 150V149H209ZM260 150V148H259ZM257 150V151H259ZM97 151H99L100 153L105 154V157L104 156H100L101 154H99V156L102 158L99 157L100 160V166H102L103 168V172H104V169L108 168L109 170H105L107 171L108 173H110L109 175L112 177V179L109 177V184H107V188L104 184V181H105V176H107V172H106V175L103 177V179L99 176V173L97 174V172L95 171V168L97 170H100V168L98 167V164L95 163L93 164L91 161L93 159V162L98 160L99 159L95 156H97ZM123 151V152H122ZM129 151V150H128ZM138 151H141L140 149ZM136 151V152H138ZM187 151V148L183 151L185 152ZM189 151V150H188ZM205 151V150H204ZM255 151V150H254ZM87 155H86V153ZM108 152V151H107ZM127 150L125 149V155L127 154L126 153ZM135 152V151H134ZM143 152V151H142ZM145 152V151H144ZM151 152V151H149ZM193 151H191L190 153H192ZM199 152V151H198ZM261 152V150H260ZM264 152V151H262ZM261 152V153H262ZM18 153V154H17ZM119 153V151H118ZM119 153V154H120ZM141 152H139L138 154H140ZM182 153V152H181ZM209 153V152H208ZM97 154V155H96ZM137 154V153H136ZM185 154V153H184ZM187 154V153H186ZM200 154V153H199ZM198 154V155H199ZM89 155V157H88ZM124 155V156H125ZM131 156V154H129ZM128 155V156H129ZM142 155V153H141ZM140 155V156H141ZM154 155H156L155 153H153V157ZM195 155V154H194ZM205 155V154H203ZM202 155V156H203ZM242 155V154H241ZM16 156L18 158H16ZM119 156V155H118ZM127 156V155H126ZM125 156V157H126ZM136 156V155H135ZM134 156V158H135ZM177 156V155H176ZM180 156V155H179ZM186 156V155H185ZM193 156V155H192ZM234 156V155H233ZM257 156H259V154H257ZM264 156V155H263ZM262 156V159H264V157ZM95 157V158H94ZM111 157V156H110ZM114 157L113 159H111V162L114 161ZM121 157V156H120ZM139 157V155L137 156ZM152 157V160H154ZM175 156H173L174 158ZM196 157V156H195ZM197 157H200V156H197ZM204 157V156H203ZM202 157V160H204ZM15 158L19 160V163L17 164L18 160L15 161ZM21 158H23V160H25L26 163H22L20 165V161L22 160ZM26 158V159H25ZM119 158V157H118ZM123 158V156L121 157ZM120 158V159H121ZM155 158V157H154ZM172 158V159H173ZM190 158V157H189ZM211 158V157H210ZM233 158V157H232ZM238 158V157H237ZM242 156L239 158V160H241ZM96 159V160H95ZM119 159V160H120ZM125 158H123L124 160ZM130 159V157L128 158V160ZM185 159V158H184ZM208 159V158H207ZM245 159V158H244ZM117 160V159H115ZM132 160V159H131ZM134 160V159H133ZM135 160H138L137 158ZM134 160V161H135ZM140 160V159H139ZM176 160V159H174ZM194 160V159H193ZM198 160V159H197ZM195 160V162L197 161ZM209 160V159H208ZM234 160V159H233ZM261 159H259L260 161ZM96 161V162H98ZM105 161V160H104ZM130 161V160H129ZM170 161V160H169ZM177 161V160H176ZM199 161H201L199 159ZM198 161V163H199ZM205 161V160H204ZM210 161V160H209ZM11 162V163H10ZM16 162V163H15ZM116 161H114V164H115ZM123 162V161H122ZM142 162V161H140ZM148 162V161H147ZM180 162V161H179ZM191 162V161H189ZM215 162V163H214ZM253 162V161H251ZM136 163V162H134ZM150 163V162H148ZM169 163V162H168ZM175 163V162H174ZM184 163V162H183ZM183 163H179L183 166ZM263 163V161H262ZM96 164H97V167H96ZM128 164V161L126 162V165ZM217 166H216V165ZM95 165V167H94ZM125 165V167H126ZM145 166L146 165H149V164H144ZM143 165V166H144ZM202 165V164H201ZM206 165V164H205ZM219 165V166H218ZM234 165V163H233ZM232 165V166H233ZM238 165V164H237ZM128 166V165H127ZM133 166V165H132ZM188 166V165H187ZM216 166V167H215ZM235 166V165H234ZM170 167H172V165H168V167L165 166V168L169 169ZM128 167H126L125 169H127ZM165 168L163 169V171H165L164 173H166V170ZM198 168V167H197ZM136 171L138 169L134 168ZM142 169V168H141ZM140 169V170H141ZM143 169H145V167H143ZM176 169V168H175ZM237 169V168H236ZM239 169V168H238ZM241 169V168H240ZM130 169L128 168V171ZM140 170L138 172V174L140 173ZM150 170V169H149ZM162 170V169H161ZM160 170V175H162L161 173H163L162 171ZM131 172L133 171L130 170ZM135 171V172H136ZM145 172V170H143ZM148 171V170H146ZM152 171V170H151ZM150 171V175L152 176V173ZM169 171H167V173L169 174ZM183 171V170H182ZM195 171V170H194ZM99 172V171H98ZM101 173L102 170L100 171ZM119 172V173H118ZM142 172V171H141ZM153 172V171H152ZM174 172V170H173ZM205 172V171H204ZM100 175H103L101 174ZM122 173V172H121ZM124 173H127V172H124ZM148 173V172H147ZM155 172H153L154 174ZM156 173H159L156 172ZM165 174L166 176H169L168 174ZM123 174V173H122ZM130 174V173H129ZM132 174V173H131ZM143 174V173H141ZM146 174V173H145ZM108 175V176H109ZM128 175V174H127ZM137 175V174H135ZM133 175V177L135 176ZM140 175V174H139ZM147 175V174H146ZM149 175V174H148ZM147 175V176H148ZM149 175V178H151V176ZM155 177H157L155 180L159 179L158 175L159 174H154ZM173 175V174H172ZM107 176V177H108ZM121 176V175H120ZM119 175L117 176L118 179L120 177ZM125 176V174H124ZM130 177V176H129ZM132 177V176H131ZM140 177V176H139ZM137 177V178H139ZM145 177V176H144ZM143 177V179H144ZM163 176H161L160 178H162ZM125 178V177H123ZM135 178V177H134ZM135 178V179H137ZM146 178V177H145ZM202 178V176H201ZM205 178V177H204ZM133 179V178H131ZM130 179V180H131ZM151 179H154V177H152ZM164 179V177L162 178ZM198 179V178H197ZM196 179V180H197ZM106 180V181H107ZM115 180L116 177H115ZM121 181L122 180V177L119 179ZM125 181V180H124ZM122 182V184L124 185L125 182ZM128 181V180H127ZM126 181V182H127ZM138 181V180H136ZM140 181H142V179H140ZM161 181V180H159ZM116 182V181H115ZM114 182V183H115ZM120 182V181H119ZM133 180L130 182L132 183ZM155 182V181H154ZM198 184H200L199 180L197 181ZM112 183V184H114ZM118 183V182H117ZM121 183V182H120ZM119 183V184H120ZM129 183V185L127 184V186L131 187V184ZM137 183V182H136ZM144 183V182H143ZM147 183V182H146ZM157 181L154 183L156 184ZM190 183V182H189ZM141 184V183H139ZM138 185V184H137ZM136 185V186H137ZM144 185V184H143ZM117 186V185H116ZM115 186V187H116ZM134 186V185H133ZM132 186V187H133ZM139 186V185H138ZM137 186V187H138ZM105 187V189H104ZM121 186H119L120 188ZM161 189L158 191V188ZM124 188V187H121V189ZM127 188V187H125ZM147 188V190L149 191V189ZM113 189V187L111 188ZM128 190H131L129 188H127ZM126 189V190H127ZM133 189H135L133 187ZM137 189V188H136ZM142 189V188H141ZM140 189V190H141ZM109 190V189H108ZM118 190V188H117ZM122 190H125V189H122ZM143 190V189H142ZM112 191V190H111ZM114 191V189H113ZM112 191V192H113ZM116 191V190H115ZM114 191V192H115ZM119 191V190H118ZM117 191V192H118ZM133 193L135 190H132ZM136 191H139V190H136ZM111 192V193H112ZM123 192V191H122ZM127 192V191H125ZM130 192V191H129ZM119 193V192H118ZM124 193V192H123ZM138 193V192H137ZM115 194V193H114ZM113 194V195H114ZM117 194V193H116ZM125 194V193H124ZM143 194V193H142ZM105 195V196H106ZM110 196H113L112 194L109 193ZM128 192L126 194V197L130 198L128 196ZM145 195V194H144ZM143 195V196H144ZM42 196H43V199H42ZM116 196V195H115ZM123 196V195H122ZM148 196V197H147ZM103 197V198H102ZM125 197V195H124ZM106 198L109 202L107 203V200L105 201ZM117 198V197H116ZM119 198H122L121 196ZM133 198V196L131 197V199ZM103 199V200H102ZM123 199V198H122ZM141 199V200H139ZM42 200V201H41ZM114 200V198H113ZM112 200V202H113ZM124 200V199H123ZM123 200L121 201V203L123 202ZM128 201V199H126ZM126 200L124 201V204L125 205V202ZM139 200V201H138ZM105 202V203H102ZM119 201V199H118ZM117 201V202H118ZM132 201L134 202V200L132 199ZM101 202V203H100ZM100 203L101 205H98V206H101V208H98L97 205L96 208L97 209H91L93 207L94 204H98ZM127 203V202H126ZM134 203V204H135ZM116 204H119V203H116ZM121 204V205H122ZM94 206V207H95ZM116 206V205H115ZM118 206V205H117ZM110 207V205H109ZM113 207V206H111ZM125 207V206H124ZM120 208V207H119ZM117 209V207H116ZM95 212L96 214L98 215H93L92 211ZM114 210V209H113ZM129 210V209H128ZM128 210L126 212H128ZM98 211V212H97ZM101 211V212H102ZM114 213H117V211H115ZM139 213H141L139 215ZM105 214H108V213H105ZM117 214V215H118ZM146 217V219H143L144 216ZM103 215H104V212H103ZM116 215V214H115ZM114 215V216H115ZM122 215V216H121ZM107 216V215H106ZM124 216V218H123ZM127 216V215H126ZM140 216L142 217L140 219ZM104 217V216H102ZM101 217V218H102ZM109 217V215H108ZM139 217V218H138ZM126 218V219H125ZM128 218V219H127ZM131 218V219H130ZM104 219V218H103ZM107 219V218H106ZM110 219V217L108 218ZM117 219V220H116ZM140 219V221H139ZM143 219V220H142ZM148 219V220H147ZM112 220V221H113ZM98 221V219H97ZM109 221V220H108ZM143 221V222H142ZM145 221V222H144ZM99 222V221H98ZM138 222V223H136ZM142 222V223H141ZM93 223V224H94ZM102 223H104L102 221ZM108 223V222H107ZM106 223V224H107ZM140 223V224H139ZM138 224L141 225V226H136ZM96 226H98V223L95 225V230L98 231L100 228L99 226L97 228H99L97 230ZM108 226V225H107ZM143 226V227H142ZM144 226L147 228H144ZM101 227V226H100ZM106 227V226H105ZM109 227V226H108ZM111 227V225H110ZM109 227V229H111ZM148 227H149V230H148ZM103 229V227L101 228ZM101 229L98 231L100 232ZM142 229V230H141ZM139 230V231H138ZM146 232H144V231ZM104 231V230H103ZM142 231V232H141ZM94 232V231H93ZM106 232V231H105ZM103 233V232H102ZM101 233V234H102ZM109 233V232H108ZM112 232L110 231L109 234H111ZM142 233V234H140ZM145 233L146 236H143ZM108 234V239L109 237L111 238V235L109 236ZM90 235V236H89ZM107 235V233L105 234ZM106 237V236H105ZM104 237V238H105ZM89 238H93L94 240V243L91 242V244L94 246V248H91L90 246V239ZM99 239L102 240V238L100 237L99 235ZM107 239V238H105ZM104 239V240H105ZM107 239V240H108ZM103 240V241H104ZM106 240V241H107ZM100 241V240H99ZM97 241V242H99ZM111 241V240H110ZM104 243V242H102ZM106 243V242H105ZM101 244V243H99ZM96 245H98L96 243ZM92 246V247H93ZM96 247V248H95ZM107 247V248H106ZM143 247V248H141ZM102 248V249H101ZM112 249L113 252H111V254L109 253V255L107 256V254L105 255L107 258L104 257V254L102 255L101 252H109V249ZM110 249V251H111ZM48 250H53L54 251V254L52 256V252L51 254H49L48 256H46L49 251ZM48 251V252H47ZM117 251L119 252L117 254ZM47 252V254H45ZM116 253V254H115ZM111 255V256H110ZM115 255H119L117 256L120 257L118 258H115L113 257ZM28 256V257H27ZM110 256V258H109ZM123 256V257H122ZM40 257V258H38ZM43 258V259H42ZM114 258V259H112ZM37 259V261H36ZM42 259V260H41ZM40 260V261H39ZM112 260V261H111ZM114 260V261H113Z\"/></svg>",
  "mask_w": 264,
  "mask_h": 264
},
{
  "label": "rangeland",
  "instance_id": "374dc122",
  "mask_svg": "<svg viewBox=\"0 0 264 264\" xmlns=\"http://www.w3.org/2000/svg\"><path fill=\"white\" fill-rule=\"evenodd\" d=\"M21 1H22V3H21ZM33 1V2H32ZM3 2H5V0H3ZM28 2H31V3H28ZM53 2V3H52ZM5 3H7V4H4V3H2L1 4V6L0 7H2L0 10H1V12L2 11H4V14H5V16L2 14V16L4 17V18H6L5 19V21L7 22V18H8V20H10V21H8L7 23L10 25V24H12V26H15L16 28H17V33H16V37H19L17 34L19 33V32H21L20 34H21V39H20V41H17L18 40V38L16 39V40H14V42L12 43V41H11V43L9 42V43H5L6 45L8 44L9 46V48L8 47H6V45L4 46L3 44L0 46V59L1 58H6L5 60H2V62L4 63V61H5V63L6 62H8L9 61V56H10V54H8V53H6V52H11V57L10 58H12L13 56V58H12V60L13 59H15V61L14 62H11V61H9L8 62V69L7 70H9V68H10V66H12V65H14V64H16V65H14V66H16V67H18V69L19 70H21V71H19V72H21V74L23 75L24 74V77H22V75H20V73L18 74V76L20 77V78H25V77H27L26 79H28L27 80V82L26 83H24L23 81H21V79L19 80V81H21V83L19 84V85H16V84H14V83H18L17 81L15 82L14 81V79L10 82V80L12 79V78H14V74H15V71H10L11 73H13V77H11V78H9L10 77V73H8L7 75H8V78L7 79H5V77H1V76H3L4 74H6V72H2V71H4V70H6V69H3V70H1V68L2 67H4V65L3 64H0V65H2V66H0V72H1V74L3 73V75H0V80H2V82L5 80V82H1L0 81V83L1 84H3V85H5L4 87H5V90H6V87H8L9 88V86H10V88L12 87V85L14 84V86L16 85V87H19L18 88V90H15V89H17V88H15L14 86H13V88L12 89H14L13 90V92L11 93V90H10V92H9V97H10V99H9V97H7L8 98V102H6L5 100L7 99H3V96H8V94L6 95L5 94V91H4V89L2 88V86L3 85H0V87L2 88H0V93L2 94L1 96V98L3 99H1L0 98V103H1V100H2V103H3V101H5V103H3V105H0V109L2 108V107H4V105L6 104L7 106H8V104L10 103V101L12 100L13 101V99L15 100V99H17L18 97H20L21 98V103L23 104V105H21L22 107H20V104L21 103H18V102H20V98L19 99H17V100H15V101H18L17 103L19 104H17V106L18 107H16V111H18V112H16V113H14L15 112V106L14 107H12V110L11 111H9V112H6L7 113V118H8V120H9V118H11V120H13V118H16L15 120H18L17 119V116L16 115H20V114H23V113H25L24 112V110H28L27 112H32V115L31 114H29V115H31L32 117H31V124L29 125V123H27L28 125H29V127H27V128H29L31 131H33V130H35V132L36 133H38L39 132V130H38V128L39 129H42V128H40V127H42L43 125H46L47 127H46V129H48V130H50L51 129V126H55V124H56V122L55 121H57V123L58 122H60V120H65V118L67 119V117H66V113H64V112H62V107H64V108H66V111H67V109H68V101H69V103H71L72 105H74L75 107H73V106H69L70 107V109H68L70 112H71V115H72V117H78V119L80 120V121H78V126H76V128H78V129H80V130H78V129H74L75 130V132H79L78 133V135H80V136H83L84 135V137L86 136V134H87V136H88V134H89V137L87 138V137H77V134L75 135L74 134V136H75V138H74V136H73V133H74V131H73V133H72V136H70V138L75 142V143H77V144H79V141L80 142H82V138H84V139H90L91 137V139H93V140H89V142L90 141H92V142H96L95 144H91V146H95L96 144V146H102L104 143L106 144H104L103 146H107V147H103V148H105V149H107L106 151L104 150V149H101V150H103V152L105 151L106 153H107V155H109V156H106L105 157V154L106 153H104V154H102V153H100L99 151H97V154L98 153H100L101 155L100 156H104L105 158H107V160L106 159H104L103 157V159L105 160H103V161H101L102 163H106V166H103V168L104 167H108V168H111V171H108V172H111V174H112V170H113V166H114V171L115 172H117L118 170H119V168L121 169V165H122V163H123V165H122V169H123V166H124V170H122V171H119L118 173L119 174H117L116 173V176H115V173H113L114 174V177H113V181L115 182H111V185H109V186H111V188L113 187V189H114V191H113V189H111V188H107V184H109V180H107V179H109V177L112 179V177L109 175L110 173H108L107 171H105V170H109L108 168H106V169H104V172H103V168H102V166H100V165H102V164H100L101 162H100V160L102 159L100 156H99V154L97 155V156H95L96 157V159L98 158L99 159V157L101 158V159H99V161L98 160H96V161H98V162H96V161H94L93 162V159H92V163L93 164H95V163H97L98 164V167L100 168V170H97L96 168H95V171L97 172V174L99 173V176L103 179V177L106 175V172H107V176H105V181H104V179H103V181H104V184H105V186H106V188L107 189H105V187H104V189L105 190H103L104 191V193L103 194H105L106 195V193H105V191L107 192H109L110 194H114L113 196H110L109 195V193H107L108 194V198H107V195L105 196V195H103V197H106L109 201H110V199L112 198V200H113V198H114V200H113V202H112V200L110 201L111 202V204H109L110 205V207H109V205L107 204H102V208H101V206H98V205H101L100 203H98V204H94L93 205V207L91 208V209H97L96 208V206L95 205H97V207L98 208H101V209H103L104 211H100L99 209H97L98 211H99V213L98 214H102V215H99V218H98V216H96L97 218H94L95 219V223H94V220H93V223H92V226L94 225V229L93 230H91L92 231V234H91V232H90V237H95V234L97 233H99L96 237H97V239L96 238H89L91 241H90V246H91V248H94V246H96L97 247V249H98V246H102V245H108V244H113V242L115 241L114 239H116L115 237H114V235H113V231H112V229H114V220L113 219H115V217H120V214H123V213H125V217H128V215L129 214H131L132 212H134V211H136L138 208H140L139 206V204H137V203H141V202H137V203H135V201H137V200H135L137 197V195L138 196H140V195H142L141 197V199H143V202L142 203H144V201H146L147 202V200H144V197L146 198V193H145V191L148 193H150L151 191H150V185H149V188L145 185V184H151V183H148V182H151L150 180H152V184L153 185H155L154 187H152L151 186V189H153V188H156V187H159V183L158 182H160V185L161 186H163L162 185V183L165 181V177H170V178H172L171 180H173V179H175V176L177 177L179 174H181V172H187V171H189V172H191L192 174H191V176H190V181H185V182H183V183H181L182 184V186H183V188H188L189 189V186H190V188H193V186L194 187H196V186H200V185H206V184H209V182H211V179H210V177H209V170L213 167V161L214 160H212V155H213V153H215V152H213V151H215V144H214V135H216V137H217V134H219L218 135V138H220L219 140L221 141L224 137H225V132H228L227 134H226V138H230V140L232 141V143H234L235 145H237V144H239L240 146H241V143H242V146H243V144L244 145H248L249 144V147L248 146H245V147H243L242 148V146L240 147L239 145H237V146H235V147H233L234 149L232 150L231 149V154L232 155H230V162H231V164H229L230 165V168L231 167H234V168H232V169H235V171L237 172V171H239V172H244V171H247V170H249L250 168H251V166L253 165V164H255V163H259V164H264V159H262V156L264 155V152H262V151H264V148H263V146H264V143L263 144H261L262 142H264L263 140H264V137H262L261 138V140H259L260 139V137H259V135H260V133H261V135H263L264 136V97L262 98V97H260V96H254V94L253 95H251V93L249 94V93H247L246 95L247 96H245V92H246V90H245V88H246V86L247 87H251V86H249L250 84L249 83H246V82H244L245 81V79H242L243 78V76H242V73H241V79L243 80L242 82L243 83H240V84H238L237 85V80H235L236 81V84H235V86L237 85V88L234 86V81L231 83V82H228L229 83V85H227L228 83L224 80L223 81V79L222 78H220V79H222L221 81H220V79L219 78H216V79H218V80H216L217 81V84L216 83H214V82H216V81H212V78H214V77H210L209 75H207L206 73H202L201 72V70L199 71L198 69V67L195 65L196 63H195V61L194 60H196L193 56L191 57V56H189V57H191V58H189L186 62H184V61H182V57H185V55H186V52H185V55L184 54H182L181 56L180 55H178V53H181L185 48H186V44L190 41H188L187 39H189L188 37H190V39L192 38V39H194V37L196 38V36H199L198 34V32H195V31H192V32H190L189 34H182L183 32L185 33V31L183 30L181 33L180 32H178V33H180V35L177 33H175V35H174V37H180L181 38V40H183V41H181V43L182 42H185V41H187V43L184 45L183 43L181 44L180 43V39H176V38H174V37H169V38H166L167 36L166 35H168V33L169 32H172V30L170 29V27L168 26V25H165V28L166 29H168L167 31H166V29L165 28H163L164 27V25H163V23H167L166 21L165 22H163V21H161L162 23H160V24H162V27L160 26V28L158 27L157 29H155V30H151V29H149L147 26H145L146 27V29H145V27H144V24H142V23H138V24H140L139 26H140V28H143L142 29V31L143 32H146L147 31V29H149L148 31H147V33H145L146 35H147V38L148 39H146V40H144V43H139L140 41H138V36H139V34H140V37H141V30L139 29V26L138 25H132L133 27H131L130 26V29L127 27V29L125 28L124 30L123 29H120V28H122V26H119V25H121V23L120 22H117V23H113V21H110V20H112V17H111V15L109 16V18H107L105 15H100V14H95L94 12H90L89 11V9H91V11H93L92 10V8H86L85 6H79L80 5V3H78V1L77 0H8V2H5ZM10 3V4H9ZM33 3V4H32ZM77 3H78V5H77ZM45 4H47V5H45ZM51 6H50V5ZM4 5H6V6H4ZM24 5V6H23ZM30 5H31V7L32 6H39V8H38V6L37 7H35V8H31L30 7ZM69 5V6H68ZM74 5V6H73ZM10 6V7H9ZM21 6V7H20ZM54 7V8H51V7ZM78 6V7H77ZM46 7V8H45ZM55 7H57V8H55ZM80 7H82V8H80ZM84 7H85V9H84ZM225 7V8H224ZM226 7H228V6H223V10H229V9H231V8H226ZM20 8V9H19ZM31 8V9H30ZM75 8H76V10H75ZM15 9V10H14ZM35 9H37V10H35ZM38 9H39V11H38ZM55 9H56V12H55ZM61 9V10H60ZM88 9V10H87ZM14 10V11H13ZM19 12H18V11ZM29 12H28V11ZM64 10V11H63ZM75 10V11H74ZM22 11V12H21ZM73 11V12H72ZM94 11H96V10H94ZM16 12H17V14H16ZM27 12V13H26ZM36 12H38L37 14H36ZM51 12V13H50ZM79 12V13H78ZM97 12V11H96ZM25 13V14H24ZM31 13V14H30ZM35 13V14H34ZM53 13V14H52ZM68 13V14H67ZM7 14H9V15H7ZM21 14H23V15H21ZM48 14H50V15H48ZM53 15V17H52V15ZM71 14V15H70ZM92 14V15H91ZM27 15H28V17H27ZM39 15H41L40 17H39ZM46 15H48V17L46 18ZM80 15V16H79ZM83 15V16H82ZM19 16H22V17H19ZM98 16V17H97ZM100 16V17H99ZM10 17V18H9ZM24 17V18H23ZM72 17V18H71ZM92 17V18H91ZM105 17H106V21H105ZM21 18V19H20ZM27 18H29V19H31V20H29V19H27ZM33 18V19H32ZM36 18V21L34 20ZM37 18H40L42 21L41 22H39L40 21V19H37ZM104 18V19H103ZM20 19V20H19ZM43 19H44V21H43ZM75 19V20H74ZM93 19V20H92ZM107 19H109V22H111V23H109L108 22V20ZM37 20H38V22L40 23H38L37 22ZM90 20V21H89ZM23 21V22H22ZM27 21V22H26ZM49 21V22H48ZM69 21V22H68ZM104 21H105V23H104ZM10 22V23H9ZM32 22V23H31ZM67 22V23H66ZM92 22V23H91ZM101 22V23H100ZM23 23V24H22ZM42 23V24H41ZM111 24V25H109V24ZM118 23H120L119 25H118ZM26 24V25H25ZM43 24H44V26H43ZM94 24V25H93ZM96 24V25H95ZM101 24V25H100ZM37 25H39L38 27H37ZM67 25V26H66ZM107 25H109L108 27H107ZM118 25V26H117ZM59 26V27H58ZM74 26H75V28H74ZM91 26H92V29H90L91 28ZM94 26H96L95 28H98L99 30H100V32H99V30H98V32H99V34H98V32H94V31H96L95 30V28H94ZM103 28H102V27ZM115 26V27H114ZM138 26V27H137ZM142 26V27H141ZM43 27H44V29H43ZM48 27V28H47ZM111 27V28H110ZM118 27V28H117ZM135 27V28H134ZM18 28H19V30H18ZM42 28V29H41ZM57 28H58V30H57ZM108 28L110 29V30H108ZM134 28V29H133ZM139 29V31H136L135 32V30H137V29ZM23 29V30H22ZM35 29V30H34ZM89 29V30H88ZM118 29V30H117ZM132 29V30H131ZM146 31H145V30ZM31 30V31H30ZM41 30H44L43 32L41 31ZM94 30V31H93ZM102 30V31H101ZM116 30V31H115ZM128 30L129 31H131L132 33L133 32H135V34L136 33H138V34H136L137 36L136 37H138V38H136L135 39V35L134 34H132V33H130V32H128ZM165 30V31H164ZM171 30V31H170ZM68 31V32H67ZM89 31V32H88ZM120 31V32H119ZM151 31V32H150ZM177 31V30H176ZM32 32V33H31ZM45 32H47V33H45ZM94 32V33H93ZM103 32V33H102ZM125 32H127V33H125ZM142 32V33H143ZM166 32V33H165ZM193 32H194V34H195V36L193 35ZM60 33H61V35H60ZM92 33V34H91ZM97 33V34H96ZM108 33V37L106 38V34ZM118 33H119V35H118ZM125 33V34H124ZM149 33H150V35H152L153 33V37L152 38H150L151 40H149ZM30 34V35H29ZM101 34V35H100ZM102 34H103V36H102ZM120 34L121 35H128L127 37H125L124 36V39H122L123 40V42L125 41V43H124V45H121V44H123V42L122 41H120V39H121V37H120ZM170 34H172V33H170ZM174 34V33H173ZM173 34L171 35V36H173ZM192 34V35H191ZM41 35H42V38H44V39H41L40 37H41ZM47 35V36H46ZM86 35V36H85ZM110 35V36H109ZM130 35L133 37V35H134V40H136V42L138 41V43H139V45L140 46H142V44H143V46H142V48H144V50H142V49H140L141 47H139L138 46V43L136 44V43H134L135 41L133 40H131L133 43H134V45H135V47H134V45L131 43V41H130V39H132L131 37H130ZM149 35V36H148ZM156 35H158V36H156ZM163 35H165V37L163 36ZM185 35V36H184ZM188 37H187V36ZM27 37V38H24V37ZM58 36H59V38H58ZM93 36V37H92ZM101 36V37H100ZM118 36V37H117ZM154 36H155V38L156 39H154ZM159 36L161 37H164V38H160V39H165L166 38V40L168 41H166V40H162V42L164 41V42H167L165 45L163 44V43H161V41L160 42H155L154 40H158L157 39V37L159 38ZM169 36V35H168ZM36 37V38H35ZM115 37V38H114ZM130 37V38H129ZM58 38V39H57ZM63 40H62V39ZM101 38V39H100ZM106 38V39H105ZM123 38V37H122ZM129 38V39H128ZM142 38H143V36H142ZM142 38H140V39H142ZM146 38V37H145ZM29 39H30V42H29ZM39 39L41 40L40 42L42 43L43 42V44H42V46H41V43L39 42ZM70 39V40H69ZM110 39V40H109ZM116 39V40H115ZM144 39V38H143ZM38 40V41H37ZM44 40V41H43ZM103 40H106V41H103ZM111 40H113V41H111ZM148 40H149V42H148ZM172 40V41H171ZM197 39H194V43L195 42H197L196 41ZM40 44V45H38V43ZM99 41V42H98ZM103 41V42H102ZM130 41V43H128ZM147 41V42H146ZM151 41H152V43H151ZM169 41H170V43H169ZM31 42H32V45H34V46H30L31 45ZM61 42V43H60ZM86 42V43H85ZM88 42V43H87ZM111 42V43H110ZM113 42V43H112ZM141 42H143V41H141ZM179 42V43H178ZM15 43V44H14ZM83 43V44H82ZM103 44V46H102V44ZM109 43V44H108ZM120 43V44H119ZM127 43V44H126ZM145 43H148V44H145ZM30 44V45H29ZM37 44V45H36ZM57 44V45H56ZM60 44V45H59ZM101 44V45H100ZM108 44V45H107ZM125 44H126V46H125ZM129 44V45H128ZM145 44V45H144ZM152 44V45H151ZM156 44V46H154ZM16 45H18V46H16ZM44 45V46H43ZM82 45V46H81ZM84 45V46H83ZM100 45V46H99ZM104 45H106V46H104ZM112 45V46H111ZM114 45H115V47H114ZM178 45V46H177ZM15 46H16V48H15ZM29 46V47H28ZM36 46V47H35ZM55 46V47H54ZM108 46V47H107ZM110 46V47H109ZM148 48H147V47ZM167 46V47H166ZM170 46H172V47H170ZM183 46H185V47H183ZM212 46V44H210V45H206L205 47H203L202 49L203 50H207V49H209L210 47ZM120 47V48H119ZM126 47V48H125ZM136 47H138V48H136ZM157 47V48H156ZM161 47V48H160ZM4 48V49H3ZM12 48V49H11ZM13 48H15L16 49V51H14L15 49H13ZM40 48V49H39ZM49 48V49H48ZM58 48V49H57ZM99 48V49H98ZM105 50H104V49ZM108 48H113V49H111V53L113 54L114 53V51L113 50H115L116 52H115V54H114V56L116 55L117 57H113V55L111 54V57H108V56H110V54H108V52L110 53V49H108ZM133 48V49H132ZM147 48V49H146ZM154 48H156L155 50H154ZM160 48V49H159ZM184 48V49H183ZM22 49H23V51H22ZM97 49L98 50H101L100 51V55H98V52L99 51H97ZM117 49V50H116ZM122 49V50H121ZM125 49V50H124ZM132 49V50H131ZM158 49V50H157ZM163 49V50H162ZM166 49V50H165ZM201 49V50H202ZM20 51V53H19V51ZM26 50V51H25ZM30 50H35V51H30ZM43 52H42V51ZM49 50V51H48ZM123 50H124V52H125V54L123 55ZM133 50H135V51H133ZM152 50V51H151ZM163 52H162V51ZM45 51H46V53H47V55H46V53H45ZM58 51V52H57ZM104 51H106V55H105V58L104 57H102L104 54H105V52ZM108 51V52H107ZM127 51V52H126ZM141 51V52H140ZM149 51V52H148ZM159 51H161V52H158ZM6 54H5V53ZM117 52H119V54H121V55H119ZM131 52V53H130ZM143 52V53H142ZM146 52H148V53H146ZM152 52V53H151ZM156 52H157V54H156ZM165 52V53H164ZM4 53V54H3ZM33 54L34 55V57L31 55V54ZM35 53H37V54H35ZM59 53V54H58ZM82 53V54H81ZM104 53V54H103ZM126 53H130L129 55L128 54H126ZM135 53V54H134ZM140 53H141V55H140ZM146 54V58H143V57H145V55H143V54ZM14 54V55H13ZM16 54V55H15ZM26 56H24V55ZM43 54H45L46 56H44ZM52 54H54V56L52 55ZM67 54V55H66ZM78 54L80 55V56H78ZM83 54H85V57H84V55ZM118 54V55H117ZM131 54H133L132 56H134L133 58H132V56L130 57V55ZM148 54H151V55H148ZM160 54V55H159ZM6 55H9L8 57L6 56ZM21 55H22V57H21ZM52 55V56H51ZM83 55V56H82ZM97 55V56H96ZM153 55H155V56H153ZM187 55H189V54H187ZM17 56V57H16ZM39 58H38V57ZM48 56H50V57H48ZM96 56V57H95ZM99 56V57H98ZM100 56L102 57V59L100 58ZM107 56V57H106ZM121 56V57H120ZM123 56V57H122ZM127 56V57H126ZM149 56H151V57H149ZM161 56V57H160ZM179 56H180V58H179ZM16 57V58H15ZM28 57H29V59H28ZM33 57V58H32ZM42 57V58H41ZM50 59H52V60H54V62H55V64H54V62L50 59H48V58ZM76 57V58H75ZM82 57V58H81ZM98 57V58H97ZM113 57V58H112ZM119 57H120V59L121 60H124V61H121V60H119ZM160 59H159V58ZM24 58V59H23ZM35 58V59H34ZM47 58V59H46ZM100 58V59H99ZM104 58V59H103ZM106 58H109V60L107 61V59ZM125 58L127 59V60H125ZM130 58V59H129ZM131 58H132V60H131ZM137 58H139L138 59V62L136 61L137 60ZM143 58V59H142ZM194 58V59H193ZM30 59H33V60H35L38 64H37V66L35 65L36 64V62L33 64L32 63V61L33 60H30ZM44 59H45V61H44ZM68 59V60H67ZM82 59V60H81ZM96 59H98L96 62H100V63H97V65H99L100 66V64H102L101 66H100V69L98 70V68L99 67H96V63H95V60ZM113 59H115L114 61H113ZM141 59V60H140ZM149 59H151V60H149ZM152 59H154V60H152ZM162 59V60H161ZM179 59H180V61H179ZM193 59V60H192ZM20 60H22L21 62H20ZM40 60V61H39ZM43 60V61H42ZM81 60V61H80ZM102 60H106L105 62L104 61H102ZM117 60V61H116ZM134 60V61H133ZM144 60V61H143ZM17 61V62H16ZM19 61V62H18ZM29 61H31V62H29ZM47 61V63L43 66V64H44V62H46ZM50 61H52V63L50 62ZM109 61H110V63H109ZM116 61V62H115ZM128 61V62H127ZM141 61V62H140ZM143 61V62H142ZM147 61V62H146ZM164 61V62H163ZM22 62H23V64L25 65V64H27L28 66H29V64L31 65V67H27L26 68V66H25V68H23L24 66L23 65H21L22 64ZM42 62V63H41ZM118 62V63H117ZM120 62H121V64H120ZM123 62H125L124 64H123ZM135 62V63H134ZM148 62H150V64L148 63ZM175 62H176V64H175ZM1 63V62H0ZM51 63V64H50ZM105 63V64H104ZM107 63H109V64H107ZM112 63V64H111ZM128 63H130V64H128ZM138 63L140 64V67H141V65L143 66V64H145V63H148V65H144L143 67H141V68H138L139 67V65H138ZM171 63H172V65H171ZM182 65H180V64ZM21 66H20V65ZM41 64V65H40ZM63 64V65H62ZM113 64H115L114 65V67H113ZM117 64V65H116ZM119 64V65H118ZM132 64V65H131ZM135 64H137V66L135 65ZM6 66H7V64H5ZM46 65H47V67H46ZM49 65V66H48ZM58 65H59V67H58ZM105 65H109V66H111V68L110 67H107V66H105ZM125 65H126V67H125ZM180 65V66H179ZM183 65H185V66H183ZM187 65H188V68H187ZM34 66V68H33V70H31L32 69V67ZM39 66H41V67H39ZM51 66H53V67H51ZM79 66H81L80 68H79ZM83 66V67H82ZM146 66V67H145ZM165 66V67H164ZM190 66L192 67V69L193 70H197V71H192V69H190ZM15 67V68H16ZM23 69H22V68ZM58 67V68H57ZM63 67V68H62ZM91 67V68H90ZM113 67V68H112ZM124 67V68H123ZM145 67V68H144ZM181 67V68H180ZM184 67V68H183ZM13 68V67H12ZM36 68H38V69H36ZM44 68V69H43ZM52 68H54V69H52ZM60 68V69H59ZM82 68H84V70L82 69ZM108 68V69H107ZM109 68H110V70H109ZM126 68V69H125ZM178 68V70H175V69H177ZM195 68V69H194ZM25 69V70H24ZM52 69V70H51ZM57 69V70H56ZM91 69H93L92 71H91ZM94 69H96V70H94ZM101 69H103V71H100ZM106 69V70H105ZM114 69V70H113ZM118 69H119V71H120V73H119V71H118ZM124 69V71H122ZM142 69H143V72H142ZM145 69V70H144ZM168 69V70H167ZM185 70V73L183 72V71H181V70ZM12 70V69H11ZM13 70H16V69H13ZM28 70H30V71H28ZM35 70H37V71H35ZM41 70H45V72L44 71H41ZM48 70V71H47ZM63 70H65L64 72H63ZM75 70H77L76 72H75ZM82 70H83V72H82ZM141 70V71H140ZM147 70V71H146ZM188 70V72H186ZM25 71H26V75H25ZM33 71H34V73H33ZM39 71V72H38ZM66 71H68V72H66ZM71 71V72H70ZM75 72V75H73L74 74V72ZM79 71H81V72H79ZM84 71H85V73H84ZM100 71V72H99ZM111 72L110 74H112V72H113V74L112 75H115V76H117V75H119L118 77H113L112 75V77L111 78H109L108 76H110V74H109V72ZM115 71L117 72V73H115ZM130 73H129V72ZM136 73H138V74H135V75H133L135 72ZM162 71H163V73H162ZM178 71V72H177ZM189 71L191 72L190 73V76L188 75L189 74ZM65 72H66V74L69 76V77H67V75L65 74ZM70 72V73H69ZM77 72H78V74H77ZM108 72V73H107ZM140 72H142L141 73V76H143V74H145V76H148L146 79H147V81H145L146 79L145 78H141V80H143V82H147V85H146V83H145V85L143 86V82L141 81V85H136V86H134V83L136 82L137 84H139L138 83V79L137 78H139L140 76ZM145 72V73H144ZM148 72V75L146 74ZM164 72H165V74H164ZM193 72V73H192ZM29 73L31 74L30 75V77H34L35 79H33V78H31V82L29 81ZM37 75H36V74ZM69 73V74H68ZM73 73V74H72ZM103 74V76H102V74ZM107 73V75H105ZM115 73V74H114ZM129 73V74H128ZM160 73L162 74L161 76H160ZM174 73V74H173ZM180 73V74H179ZM185 74V75H183V74ZM188 73V74H187ZM194 73H196L195 75H193ZM41 74H43V76H42V78H41ZM65 74V76H63ZM92 74H94V79H95V81L96 80H98V77H100L99 78V81H96V83L94 82H92L93 81V79H91V78H93V76H92ZM100 74V75H99ZM120 74H123V75H120ZM150 74V75H149ZM165 75V77H164V75ZM171 74V75H170ZM178 74V75H177ZM205 74V75H204ZM6 75V76H7ZM46 75V76H45ZM57 75V76H56ZM71 75H72V77H71ZM125 75V76H124ZM129 77H128V76ZM138 75V76H137ZM177 75V76H176ZM182 75V76H181ZM199 75V76H198ZM201 75V76H200ZM202 75H204V76H202ZM5 76V75H4ZM11 76H12V74H11ZM16 76H17V74H16ZM17 76V77H18ZM38 76V77H37ZM48 76V77H47ZM63 76V77H62ZM76 76V77H75ZM98 76V77H97ZM121 76H124V78L122 79V81H120L121 79L119 78V77H121ZM135 76H137V78H134ZM159 77V81H158V79H157V77ZM173 76V77H172ZM181 76V77H180ZM199 78H198V77ZM208 76V77H207ZM41 78V80H40V78ZM46 77V78H45ZM54 77V78H53ZM56 77V78H55ZM97 77V78H96ZM128 77V78H127ZM155 77V78H154ZM164 77V78H163ZM168 77H170V79L168 78ZM183 77V78H182ZM188 77V79H186ZM190 77V78H189ZM191 77H193L192 79H191ZM197 77V79H199V80H197V79H195ZM201 77H203L202 79H200ZM16 78V77H15ZM36 78L37 79H39V82L41 83H39L38 82V80H36ZM61 78V79H60ZM75 80H74V79ZM103 78H105L104 80H103ZM107 78L109 79L108 81H112V82H109L108 84H107V86H105L104 84L106 83V80H107ZM114 78H119V80H118V82L120 81V83H118V87L116 86V88H118L117 89V91H113V88L114 89H116L115 88V86L114 85H117V84H114L115 83V81H117V79H114ZM122 78V77H121ZM155 80H153V79ZM160 78H161V80H160ZM168 78V79H167ZM204 78L206 79V78H209L208 80L206 79L205 81H204ZM239 78V77H238ZM10 79V80H9ZM50 79V80H49ZM66 79V80H65ZM71 79V80H70ZM81 79V80H80ZM91 79V80H90ZM111 79H114V80H111ZM131 79H135V81L133 80V81H131ZM137 79V80H136ZM145 79V80H144ZM153 80V82L151 83L149 80ZM176 79V80H175ZM179 79V80H178ZM191 79V80H190ZM7 80V81H6ZM16 80V79H15ZM32 80H34V81H32ZM44 80V81H43ZM53 82H52V81ZM56 80V81H55ZM62 80V81H61ZM83 80H85V81H83ZM90 80V81H89ZM103 81V83L104 84H102V81ZM123 80H125V81H123ZM139 80H140V78H139ZM186 80H189V82H186ZM193 80H196V82L195 81H193ZM209 80H211V82H209ZM14 81V82H13ZM46 81V82H45ZM100 81H101V83H100ZM107 81V82H108ZM114 81V82H113ZM175 81V82H174ZM191 81V82H190ZM6 82H8L9 83V86H7L8 85V83H7V85L5 84ZM13 82V83H12ZM28 82H29V84H28ZM44 84H43V83ZM52 84H54V85H52ZM68 82H70V84L68 83ZM72 82V83H71ZM79 82V83H78ZM83 82V83H82ZM87 82V84H85ZM91 82H92V84H91ZM121 82H124L123 83V85H122V83ZM127 84H126V83ZM133 83V84H131V83ZM149 82V83H148ZM158 82V83H157ZM161 82V83H160ZM176 82H178V83H176ZM182 82V83H181ZM183 82H185L186 83V85L184 84V86L185 87H188V86H190L191 88H185L184 89V86H183ZM204 82V83H203ZM213 82V83H212ZM219 82V83H218ZM222 82L224 83V84H222ZM239 82H241V81H238V83ZM10 83H12V85H10ZM32 83H33V86H32ZM38 83V84H37ZM67 83V84H66ZM81 83V84H80ZM89 83V84H88ZM98 83H100V84H98ZM110 83H111V85H110ZM112 83H113V85H112ZM131 85H133V86H131ZM156 83V84H155ZM222 85H221V84ZM24 84V86H25V88L24 89H26V87L28 88V87H30V84H31V91H32V94H31V91L28 89V93H29V91H30V93L29 94H27V92L25 93V94H27L24 98H25V101H27L28 103H26L25 101H24V98L22 97V95H21V93L23 92V87L24 86H22V85ZM25 84H27V85H25ZM36 84V85H35ZM43 84V85H42ZM69 84V85H68ZM79 86H78V85ZM82 84H84V85H82ZM94 84V85H93ZM98 84V85H97ZM102 84V85H101ZM121 84V85H120ZM188 84V85H187ZM193 84V85H192ZM194 84H197L196 86L198 87H194L195 85ZM203 84V85H202ZM244 84H246L245 86H244ZM248 84V85H247ZM45 85V87L47 86V87H49L48 89H45V87L43 88V86ZM66 85V86H65ZM70 85H71V87H70ZM77 85V86H76ZM90 85H92L93 87H91ZM95 85H97L96 86V90H94V93L92 92V88H94V86ZM108 85H110L111 86V90H109V87L110 86H108ZM128 85V86H127ZM157 85H159V86H157ZM181 85V86H180ZM200 87H199V86ZM202 85V86H201ZM226 85V86H225ZM240 85H241V87H240ZM244 87H243V86ZM20 86H22L21 88H20ZM36 86V87H35ZM41 86V88H39ZM54 86V87H53ZM75 86V87H74ZM85 86V87H84ZM88 86V87H87ZM98 86H99V88H98ZM104 88H103V87ZM130 86V87H129ZM145 86H147V88L145 87ZM178 86H180L178 89H177V87ZM183 86V87H182ZM34 87V89L32 90V88ZM38 87V89L37 90H39V91H37L36 90V88ZM68 87V88H67ZM91 87V88H90ZM107 87H108V89H107ZM120 87H123V88H121V91H123L124 92V95H123V92H121V91H119L120 90ZM128 89H127V88ZM132 87H133V90H132ZM141 87V88H140ZM142 87H144V88H142ZM175 87H176V89H175ZM229 87L231 88V87H233L232 88V90L233 91H231L230 89H229ZM7 88V89H8ZM56 88V89H55ZM69 88H72V90L70 91V90H68ZM74 88V89H73ZM92 89V90H90V89ZM130 88V89H129ZM171 88H172V90H173V92L174 93H172V90H171ZM183 90H182V89ZM198 90H197V89ZM230 90V92H229V90ZM64 89V90H63ZM67 89V90H66ZM80 89V90H79ZM86 89V90H85ZM103 89V90H102ZM108 90L107 92L105 91V90ZM123 89V90H122ZM135 89H137V90H135ZM142 89V90H141ZM143 89H145V91L143 90ZM166 89H167V91H166ZM181 89V90H180ZM188 89H191V91H192V89L194 90V92L192 93H189L190 92V90H188ZM227 89V90H226ZM237 91H236V90ZM1 90H3V91H1ZM22 90V91H21ZM27 90V89H26ZM26 90H24V91H26ZM34 90H36L35 92H39V96H38V98L41 100H39L38 98H37V96L35 95V93H34ZM40 90L42 91V92H40ZM44 90H45V92H44ZM46 90H50L51 91V96L48 98V96L50 95L49 93V95L47 94V91ZM66 90V91H65ZM75 90V91H74ZM98 90V91H97ZM126 90V91H125ZM128 90H129V92H128ZM139 90H141V91H139ZM186 90H188V91H186ZM200 90H202V91H204V92H199L200 94L198 95V92L197 91H200ZM226 90V91H225ZM235 90V91H234ZM241 92H240V91ZM7 91V90H6ZM15 91H17L16 92V94H15ZM19 91V92H18ZM21 91V92H20ZM49 91V92H50ZM67 91H68V94H67ZM79 91H81L83 94H81V92H79ZM85 91V92H84ZM87 91H88V93H87ZM92 92V93H90V92ZM96 91V92H95ZM101 91H103L102 92V95L100 94V92ZM114 93H113V92ZM134 93H133V92ZM135 91H137V92H135ZM169 91V92H168ZM186 91V92H185ZM195 91H196V93H195ZM213 91V92H212ZM215 91V92H214ZM216 91H217V93H216ZM244 93H243V92ZM248 91V90H247ZM59 92V93H58ZM66 92V93H65ZM79 92V93H78ZM97 92H99V96H101V98L98 96V95H96V93ZM111 93V94H109V101L111 102L110 104L112 105V102H113V107H117V106H119L120 105V107L121 108H116L115 110H111V107L109 108V106H104L105 104H106V101H108L107 100V98L105 99L104 97H106V96H104L103 97V93H104V95H106V93ZM117 92V93H116ZM119 92V93H118ZM120 92L122 93V95H123V98H125V100L124 99H120V98H122V95L120 94ZM127 92V93H126ZM139 92V93H138ZM143 94H142V93ZM179 92H180V94L181 95H179ZM185 92V93H184ZM212 92V93H211ZM222 92V93H221ZM234 94H233V93ZM6 93H8V91L6 92ZM18 93H20V95L19 96H15V95H17ZM36 93V94H37ZM43 93H44V96L41 98V96L43 95ZM52 93H54V94H52ZM117 94V95H121L120 97L119 96H116V95H114V94ZM129 93V94H128ZM131 93V94H130ZM132 93H133V95L134 94H136V95H134L135 97H137V98H139V99H135V101L137 102V100H138V102L139 103H136L134 100H132V99H134L135 97L132 95ZM190 94V96H189V94ZM13 94H14V96H13ZM41 94V95H40ZM45 94H47V95H45ZM58 94H60V96H61V94H64V95H62L63 97H60ZM65 94H67V96L65 95ZM70 94V95H69ZM80 94V95H79ZM91 94H93V95H91ZM98 94V93H97ZM139 94V95H138ZM140 94H142L143 95V97H142V95H140ZM176 94V95H175ZM178 94V95H177ZM188 94V95H187ZM213 94V95H212ZM221 94H223V97H222V95ZM227 94V95H226ZM228 94H230V95H228ZM36 98L35 100L37 101V102H35V104L38 106V107H36V105H34L33 104V102L35 101L34 100V98H33V96ZM57 95H58V97H59V99H57L58 97H57ZM72 95H73V98H69L70 96L72 97ZM75 95V96H74ZM76 95H78L79 97H81L82 99H80L78 96H76ZM85 95V96H84ZM95 95V96H94ZM111 95V96H110ZM126 95H130V96H127L126 97ZM133 96V98H132V96ZM171 95V96H170ZM196 95L198 96V97H196ZM215 95H216V97H215ZM217 95H221V97H218ZM225 95V96H224ZM29 96H31V97H29ZM47 97V100H46V97ZM65 96V97H64ZM93 96V98H91ZM107 96H108V94H107ZM178 96V97H177ZM240 96V97H239ZM13 97H15V98H13ZM29 97V98H28ZM55 97H57L56 99H55ZM74 97H76L75 99H74ZM88 97H89V100H88ZM94 97H95V99H94ZM115 97V98H114ZM117 97V98H116ZM128 97H130L129 99L132 101H130L129 99V101L128 100H126V98H128ZM170 97V98H169ZM171 97H172V99H171ZM177 97V98H176ZM214 97V98H213ZM247 97H248V99H247ZM45 98V99H44ZM63 100H62V99ZM99 98V99H98ZM141 98V99H140ZM175 98H176V100H175ZM193 98V99H192ZM196 98V99H195ZM219 98H221V99H219ZM43 99H44V101H43ZM50 99H51V101H50ZM54 99V100H53ZM64 99H65V101L67 102H65L64 101ZM86 99V100H85ZM100 99H101V102H99L100 101ZM106 101H105V100ZM111 99V100H110ZM117 99V100H116ZM119 99V100H118ZM163 99V100H162ZM165 99V100H164ZM216 99V100H215ZM258 99V100H257ZM31 100V101H30ZM34 100V101H33ZM55 100H56V103H55ZM58 100H60L59 102H57ZM77 101V102H73V101ZM96 100H98V101H96ZM173 100H175L174 102H173ZM23 101V102H22ZM45 101H46V104L48 103V101H49V103H48V106L45 104ZM54 101V103H52ZM62 101H64V102H62ZM88 101V102H87ZM94 101V103H93V105L95 106V108H92V107H94L91 103H89V102H93ZM97 103H100V105L99 104H97ZM117 102L118 101V103H116L115 104V102ZM120 101H122V102H120ZM163 101V102H162ZM44 104H43V103ZM64 103V105H62V107L60 106L59 107V104H58V106H57V103ZM83 102H85V103H83ZM124 102H127V103H124ZM134 102V103H133ZM170 102H172V103H170ZM236 102V103H235ZM1 103V104H2ZM39 103H40V105H39ZM81 104V106H80V104ZM89 104V106H87L88 104ZM96 103V104H95ZM102 103V104H101ZM103 103H104V105H103ZM121 103V104H120ZM160 103H161V105H160ZM162 103H163V106H162ZM166 103H170L169 105L168 104H166ZM233 103H235V104H233ZM11 104H13V103H11ZM14 104H15V102H14ZM27 104V105H26ZM42 104V105H41ZM52 104V105H51ZM56 107H58V108H55V109H53L55 106ZM79 104V105H78ZM84 104V108H82L83 105ZM114 104H115V106H114ZM119 104V105H118ZM127 104V105H126ZM217 105V107H216V105ZM261 104L263 105V106H261ZM25 105V106H24ZM32 105V107H30ZM36 107V108H34V106ZM45 105V106H44ZM49 105L51 106V108L49 107ZM61 105V104H60ZM90 105L92 106V107H90ZM103 105V106H102ZM106 105H109V103H107ZM126 105V106H125ZM167 105V106H166ZM2 106V107H1ZM12 106V105H11ZM10 106V107H11ZM28 106V109L27 108H25V107H27ZM39 106H41V107H39ZM67 106V107H66ZM89 108H92V109H87V107ZM98 108H97V107ZM101 108H100V107ZM124 106V107H123ZM220 106H225L223 109H221L222 107H220ZM232 106H233V108H232ZM239 106H240V109H239ZM9 107V106H8ZM43 107H44V109H45V112H50V113H48V114H50L51 116H50V118H49V115H48V118L47 119H45L44 121L47 123H45L44 121H43V119L45 118L44 116H41L42 114V112H43ZM104 107V108H103ZM112 107V109H114ZM215 107H216V109H215ZM13 108H14V110H13ZM19 108V109H18ZM75 108H78V109H75ZM81 108V109H80ZM105 109V108H107V109H105L104 111H105V113H104V111H103V109ZM109 108V109H108ZM218 108H220V110L218 109ZM225 108H228V109H225ZM20 109H21V111H20ZM37 109H40V111L41 112H37L36 110ZM48 109H49V111H48ZM60 109V110H59ZM86 109V110H85ZM95 109H96V111L97 112H95ZM224 109L226 110V111H224ZM231 109V111H229ZM5 111L7 110L8 111V109H7V107H5V109H4ZM23 110V111H22ZM59 110V111H58ZM72 110H74V111H72ZM75 110H77V111H75ZM88 110H91V111H88ZM94 110V111H93ZM102 110V111H101ZM107 110H110V111H112V113L110 112H106ZM216 110H217V112H216ZM218 110L221 112V110H222V112L220 113V116L221 117H219V114H218ZM230 112V114H231V116H230V114L228 113V111ZM232 110H233V112H232ZM20 111V112H19ZM36 113H35V112ZM58 111V112H57ZM61 111V112H60ZM83 111V114H81V112ZM99 111H100V113H99ZM23 112V113H22ZM59 112H60V115H61V117L62 116H64L63 114H65V116L64 117H62V119H61V117L59 118V120H58V118H57V116L59 117L60 115H59ZM69 112V113H70ZM74 112H77V113H74ZM87 112V113H86ZM97 113L95 116H92V115H94L95 113ZM216 112V113H215ZM227 112V114L225 115V113ZM1 113L4 115L5 114V112L3 111L2 112V110H1ZM10 113H12L11 115H10ZM56 115H55V114ZM58 113V114H57ZM63 113V114H62ZM90 113V114H89ZM99 113V114H98ZM103 113V114H102ZM14 114V115H13ZM16 114V115H15ZM28 114V113H27ZM36 114V115H35ZM74 114V115H73ZM85 114H87V115H85ZM100 114H102L101 116H103V117H105V120L106 121H108V122H105V120H103L102 122L103 123H105V124H103L102 122H101V120L103 119V118H101L100 119V117H99V115ZM106 114V115H105ZM111 117L110 119H112V120H110V119H108L109 117H108V115ZM214 114H215V116H214ZM216 114H218V115H216ZM2 115V116H3ZM81 115H85L86 116V119H87V121L88 120H90L89 122H91L92 121V119H93V121L92 122H94V121H96V122H99V120H100V124L101 125H103V127H105L104 129H103V127H101L100 125H99V123H97V125H96V127H94V129L95 128H97L95 131H93L92 132V128H93V126L92 125H94L92 122L91 123H89V122H87L86 120H85V116H81ZM105 115V116H104ZM223 115H225L224 117H223ZM5 116V115H4ZM34 116H36V117H34ZM37 116H41V117H38L37 118ZM69 116V115H68ZM90 117V119H89V117ZM96 116H98L99 118H97ZM20 116H18V118H19ZM54 117H56L57 118V120H55V118ZM93 117H95V118H93ZM120 117H122V118H120ZM214 117V118H213ZM217 117V118H216ZM0 120L2 121L3 119H2V117L0 116ZM4 118V117H3ZM43 118V119H42ZM84 118V119H83ZM92 118V119H91ZM98 119V120H95V119ZM114 118V119H113ZM116 118V119H115ZM117 118H118V120H117ZM122 120H120V119ZM125 118V119H124ZM212 118H213V120H212ZM221 118V119H220ZM226 118V119H225ZM228 118V119H227ZM6 119V118H5ZM28 119H29V117H28ZM37 119V120H36ZM154 119H155V122L156 123H154L153 121H154ZM220 119V120H219ZM223 119V120H222ZM229 119H231V120H229ZM29 120V121H30ZM39 120V121H38ZM42 120V121H41ZM48 120H53V121H48ZM228 120V122H226ZM26 122H27V120H25ZM34 121V122H33ZM83 121H86V123L85 122H83ZM110 121H111V123H110ZM114 121V123H112ZM214 121H215V123H214ZM222 121V122H221ZM232 121V122H231ZM4 122L6 123V120H4ZM12 122V124H13V122H14V120L13 121H11ZM11 122H10V120L9 121H7V123H9V124H11ZM25 122V123H26ZM37 122H38V124L39 125H37ZM63 122V121H62ZM119 122V123H118ZM120 122H121V125H120ZM122 122H124V123H122ZM233 122H235V123H233ZM240 122V123H239ZM6 123V124H7ZM15 123V122H14ZM35 124V126L33 125V124ZM43 123V124H42ZM108 123V124H107ZM212 123H214V124H212ZM8 124V125H9ZM42 124V125H41ZM51 124V125H50ZM53 124V125H52ZM89 124H91V126H89ZM115 124H117L118 126H119V128H118V126L117 125H115ZM124 124V125H123ZM218 125L219 124V126L218 127H216V125ZM231 124V125H230ZM237 124H238V126H237ZM240 124V125H239ZM94 125V126H95ZM108 125H110L111 126V129L112 130H115L116 128L117 129H119V130H117V131H119V133L115 130V131H113L112 132V130L110 129V126H108ZM215 127H214V126ZM232 125H233V127H232ZM244 125H245V127H244ZM32 126H34V128L32 127ZM38 126V128H36ZM89 128L90 127V129H87V127ZM98 126H100L99 128H98ZM107 126H108V128L110 129H108L107 128ZM122 126V128H124V131L120 128ZM213 126V127H212ZM230 126V127H229ZM261 126V128H259ZM116 127V128H115ZM227 127V128H226ZM237 127H239V128H237ZM257 127V128H256ZM32 128H33V130H32ZM50 128V129H49ZM108 129V130H106L105 131V129ZM114 128V129H113ZM136 128V129H135ZM215 128H216V130H215ZM253 128V129H252ZM259 128V129H258ZM85 129H87V130H85ZM125 129H126V131L129 133V134H127L126 133V131H125ZM133 129H135V130H133ZM138 129L140 130V131H138ZM214 129V132L212 131V133H211V130H213ZM227 129V130H226ZM83 130V131H82ZM100 130V131H99ZM101 130H102V132H101ZM129 130H130V132H131V130H132V133H130L129 132ZM237 130V131H236ZM263 130V131H262ZM88 131V132H87ZM89 131L93 134H91V133H89ZM122 131H123V133H122ZM215 131H216V133H215ZM225 131V132H224ZM250 131V132H249ZM253 131V132H252ZM87 132V133H86ZM98 133V135L96 136V134ZM103 132L105 133V134H103ZM107 132V133H106ZM108 132H109V134H108ZM141 132V133H140ZM232 132V133H231ZM234 132V133H233ZM241 132V133H240ZM255 132H257V134H258V136H254L256 133ZM259 132V133H258ZM82 133V134H81ZM111 133H113V135L111 134ZM114 133H116V137H115V134ZM137 133V134H136ZM246 133V134H245ZM255 133V134H254ZM43 134V133H42ZM107 134V136H104V135H106ZM123 134V135H122ZM124 134H125V136H124ZM133 136H132V135ZM136 134V135H135ZM139 134H141V135H139ZM237 134V135H236ZM256 134V135H257ZM40 136H41V134H39ZM111 137H110V136ZM120 135V136H119ZM128 135V136H127ZM210 135V136H209ZM224 135V136H223ZM237 137V138H234L235 136ZM23 136V137H22ZM102 136V137H101ZM228 136V137H227ZM240 136V137H239ZM99 137V138H98ZM109 137H110V139H109ZM113 137V138H112ZM122 137H126L127 138V140H126V138L123 140V138ZM131 137V138H130ZM135 137V138H134ZM223 137V138H222ZM256 137V139H257V137H259L257 140H255L254 138ZM19 138V137H18ZM20 138H23L24 139V135L23 134H21V136H20ZM78 138V139H77ZM81 140H80V139ZM122 138V139H121ZM130 138V139H129ZM135 140H134V139ZM206 138V139H205ZM212 139V141H211V139ZM94 139H96L95 141H94ZM97 139L99 140L98 142H100V141H102V142H100L99 144H98V142H97ZM103 139V140H102ZM107 139H109V140H107ZM115 139V140H114ZM119 139V140H118ZM128 139H129V141H128ZM132 139H133V144L132 145H130L131 143V141H132ZM204 140V141H202V140ZM240 139V140H239ZM79 140V141H78ZM107 140V141H106ZM112 140V141H111ZM116 140H117V144L115 143L116 142ZM209 140V141H208ZM236 140V141H235ZM249 140H250V142H249ZM77 141V142H76ZM109 141V142H108ZM113 141H115L114 143H112ZM124 141H128V142H126V143H124ZM248 141V142H247ZM56 142H59V141H55V144H57ZM120 142V143H119ZM198 142V143H197ZM201 142V143H200ZM205 142V143H204ZM210 142V143H209ZM241 142V143H240ZM244 142V143H243ZM248 144H247V143ZM91 143V142H90ZM103 143V144H102ZM109 143V144H108ZM112 143V145H114V146H112L111 147V144ZM202 143H204V145L202 144ZM208 143L210 144V146L208 145ZM259 143H260V146H258L259 145ZM60 144H62L61 142H60ZM115 144H116V146H115ZM124 144V145H123ZM126 144H128V145H126ZM202 144V145H201ZM207 144V145H206ZM258 144V145H257ZM81 147H82V150H83V148H86V145H85V147L83 146V144L81 143ZM109 145V146H108ZM123 146V151H124V153H120L121 151H120V148ZM134 145V146H133ZM198 145V146H197ZM200 145V146H199ZM257 145V146H256ZM263 145V146H262ZM56 146H59V143L56 145ZM61 146V145H60ZM90 146V145H89ZM88 145H87V147H89ZM90 146V147H91ZM93 146V148L91 147V148H89L90 149V151H91V149H99L98 147L96 148V147H94ZM119 146V147H118ZM125 146H126V148H125ZM132 146V147H131ZM135 146H137L138 147V150L140 149L141 151H138L137 150V148H134V150H133V147H135ZM189 146H191V147H188ZM256 146V148L255 149H253V147H255ZM11 147H14V146H11ZM16 147V146H15ZM81 147H79V148H81ZM108 147H109V149H108ZM111 147V148H110ZM114 147L116 148L117 147V149L119 148V150H115L114 149ZM185 147V148H184ZM260 148V150H261V152H260V150H259V148ZM114 149V153L115 154H113V155H115V157L114 156H112V154L110 155V152L111 151H113V149ZM187 148V151H185V152H183L185 149ZM207 148V149H206ZM262 148H263V150H262ZM13 150L14 149H16V148H12ZM18 149V148H17ZM89 149H87L86 148V150L84 149V151H86V152H89L88 154L90 155H92L93 153L92 152H90L89 151ZM125 149L127 150V156L125 155ZM149 149V150H148ZM191 149V150H190ZM198 149V150H197ZM210 149V150H209ZM100 150V151H101ZM129 150V151H128ZM189 150V151H188ZM205 150V151H204ZM255 150V151H254ZM257 150H259V151H257ZM15 151V150H14ZM96 151V150H95ZM108 151V152H107ZM110 151V152H109ZM118 151H119V153H118ZM122 151V152H123ZM135 151V152H134ZM136 151H138V152H136ZM143 151V152H142ZM145 151V152H144ZM149 151H151V152H149ZM191 151H193L192 153H190ZM199 151V152H198ZM218 150L216 149V152H217ZM85 152V153H86ZM139 152H141L142 153V155H141V153L140 154H138ZM182 152V153H181ZM209 152V153H208ZM218 152H220V150L218 151ZM112 153V152H111ZM137 153V154H136ZM153 153H155L156 155H154V157L152 156L153 155ZM185 153V154H184ZM187 153V154H186ZM200 153V154H199ZM211 153H212V155H211ZM18 154V153H17ZM129 154H131V156L129 155ZM195 154V155H194ZM199 154V155H198ZM203 154H205V155H203ZM242 154V155H241ZM257 154H259V156H257ZM86 155H87V153H86ZM89 155H88V157H89ZM119 155V156H118ZM126 157H125V156ZM129 155V156H128ZM136 155V156H135ZM139 155V157H137ZM141 155V156H140ZM177 155V156H176ZM180 155V156H179ZM186 155V156H185ZM193 155V156H192ZM204 157H203V156ZM234 155V156H233ZM111 156V157H110ZM123 156V158H125L124 160H123V158H121V157ZM134 156H135V158H134ZM173 156H175L174 158H173ZM196 156V157H195ZM197 156H200V157H197ZM242 156V158H241V160H239V158ZM94 157V158H95ZM113 157H114V161H116L115 162V164H114V161H112L111 162V159H113ZM119 157V158H118ZM130 157V161L128 160V158ZM152 157H153V159L154 160H152ZM190 157V158H189ZM202 157H203V159L205 160H202ZM211 157V158H210ZM233 157V158H232ZM238 157V158H237ZM264 157V156H263ZM16 158H18L17 156H16ZM15 158V161L16 160H18V159H20V158H18V159H16ZM111 158V159H110ZM121 158V159H120ZM138 159V160H135V159ZM173 158V159H172ZM185 158V159H184ZM210 160H208V159ZM245 158V159H244ZM22 160L20 161V165L23 163H26L25 162V160H23V158H21ZM26 159V158H25ZM115 159H117V160H115ZM120 159V160H119ZM132 159V160H131ZM135 161H134V160ZM140 159V160H139ZM174 159H176V160H174ZM194 159V160H193ZM198 159V160H197ZM199 159L201 160V161H199ZM234 159V160H233ZM259 159H261L260 161H259ZM170 160V161H169ZM195 160H197L196 162H195ZM123 161V162H122ZM128 161V166L126 165V162ZM140 161H142V162H140ZM150 162V163H148V162ZM180 161V162H179ZM189 161H191V162H189ZM198 161H199V163H198ZM251 161H253V162H251ZM262 161H263V163H262ZM134 162H136V163H134ZM169 162V163H168ZM175 162V163H174ZM183 163V166L181 165V164H179V163ZM11 163V162H10ZM16 163V162H15ZM19 163V160H18V162H17V164ZM104 163V164H105ZM149 164V165H144V164ZM215 163V162H214ZM233 163H234V165H233ZM97 164H96V167H97ZM100 164V165H99ZM121 164V165H120ZM202 164V165H201ZM206 164V165H205ZM238 164V165H237ZM125 165H126V167H128L130 170H132L133 169V171L131 172L130 170L128 171V168L127 169H125L126 167H125ZM133 165V166H132ZM144 165V166H143ZM168 165H172V167H170L169 169H167V168H165V166L166 167H168ZM188 165V166H187ZM216 165V164H215ZM233 165V166H232ZM117 166V168H118V170H117V168H115ZM217 166V165H216ZM215 166V167H216ZM219 166V165H218ZM94 167H95V165H94ZM143 167H145V169H143ZM198 167V168H197ZM134 168H136V169H138L137 171L134 169ZM142 168V169H141ZM165 168V170H166V173H167V171L168 170H170L171 169V171H169V176H166L165 174L166 173H164L165 171H163V169ZM176 168V169H175ZM237 168V169H236ZM239 168V169H238ZM241 168V169H240ZM141 169V170H140ZM150 169V170H149ZM162 169V170H161ZM102 170V172L103 173H101L100 171ZM139 170H140V175L138 174V172H139ZM143 170H145V172L143 171ZM146 170H148V171H146ZM155 172L154 174H159L158 175V177L160 176H163L164 177V179H162V178H160L159 177V179H157V180H155L157 177H155V175L153 174V172ZM160 170L163 172V173H161L162 175H160ZM173 170H174V172H173ZM183 170V171H182ZM195 170V171H194ZM99 171V172H98ZM136 171V172H135ZM142 171V172H141ZM150 171H151V173H152V176L150 175ZM159 171V173H156V172H158ZM205 171V172H204ZM123 174H122V173ZM124 172H127V173H124ZM148 172V173H147ZM100 173L101 174H103V175H100ZM130 173V174H129ZM132 173V174H131ZM141 173H143V174H141ZM148 175H150L151 176V178L152 177H154V179H148L149 178V175L147 176L146 174ZM179 173V174H178ZM112 174V175H113ZM124 174H125V176H124ZM128 174V175H127ZM135 174H137V175H135ZM173 174V175H172ZM178 174V175H177ZM120 176L119 177V179L122 177V180L125 182L124 183V185L122 184V182L123 181H121V180H119L118 179V177L117 176ZM133 175H135L134 177L135 178H137V177H139V178H137V179H135L134 177H133ZM103 176V177H102ZM130 176V177H129ZM132 176V177H131ZM146 178H145V177ZM201 176H202V178H201ZM115 177H116V179L117 180H115ZM123 177H125V178H123ZM143 177H144V179H143ZM205 177V178H204ZM131 178H133V179H131ZM198 178V179H197ZM131 179V180H130ZM140 179H142V181H140ZM197 179V180H196ZM107 180V181H106ZM128 180V181H127ZM133 180V182L132 183H130L131 181ZM136 180H138V181H136ZM159 180H161V181H159ZM162 180H164V181H162ZM199 180V182H200V184H198V181ZM121 183H120V182ZM127 181V182H126ZM157 181V183L156 184H154L155 182ZM174 181V180H173ZM118 182V183H117ZM137 182V183H136ZM144 182V183H143ZM147 182V183H146ZM190 182V183H189ZM112 183H114V184H112ZM120 183V184H119ZM129 183L131 184V187L129 186H127V184L129 185ZM139 183H141V184H139ZM139 186H138V185ZM144 184V185H143ZM117 185V186H116ZM134 185V186H133ZM138 187H137V186ZM116 186V187H115ZM119 186H121V187H124V188H122V189H125V190H122L121 189V187L119 188ZM135 188V189H133V187ZM125 187H127V188H129V189H131V190H128L127 188H125ZM117 188H118V190H117ZM137 188V189H136ZM143 190H142V189ZM147 188L149 189V191L147 190ZM109 189V190H108ZM127 189V190H126ZM141 189V190H140ZM161 189V187L160 188H158V191ZM113 192H112V191ZM132 190H135L134 191V193H133V191ZM136 190H139V191H136ZM154 190V189H153ZM119 193H118V192ZM125 193H123V192ZM125 191H127L128 192V196L130 197H132L133 196V200H134V202L132 201V199H131V197L130 198H128V197H126V194H127V192H125ZM130 191V192H129ZM155 191V190H154ZM112 192V193H111ZM138 192V193H137ZM117 193V194H116ZM143 193V194H142ZM149 193L147 194V195H149ZM137 194V195H136ZM145 194V195H144ZM116 195V196H115ZM123 195V196H122ZM124 195H125V197H124ZM144 195V196H143ZM122 197V198H119V197ZM102 197V198H103ZM111 197V198H110ZM117 197V198H116ZM148 197V196H147ZM106 198H104L105 199V201L107 200ZM110 198V199H109ZM42 199H43V196H42ZM45 199V198H44ZM44 199H43V201H44ZM118 199H119V201H118ZM120 199H121V201L123 200V202L122 203H124V201L126 200V199H128V201L126 200V202H125V205L124 204H122L121 203V201H120ZM141 199H139V200H141ZM147 199V198H146ZM0 200H1V198H0ZM103 200V199H102ZM107 200V203L109 202ZM129 200H130V202H132V205L133 206H131L130 208L132 209V212H131V209L129 208V207H126V206H128L129 204H131L130 202H129ZM138 200V201H139ZM42 201V200H41ZM118 201V202H117ZM142 201V200H141ZM109 202V203H110ZM102 203H105V202H103L102 201ZM116 203H119V204H116ZM135 203V204H134ZM141 203V206H143V204ZM122 204V205H121ZM145 204V203H144ZM116 205V206H115ZM118 205V206H117ZM137 205V208H136V210L134 209L135 207L134 206H136ZM139 205V206H138ZM95 206V207H94ZM111 206H113V207H111ZM125 206V207H124ZM130 206V205H129ZM146 206H148L147 204H145V206H144V209H143V207L141 208V209H138V210H144L145 211V207ZM116 207H117V209H116ZM120 207V208H119ZM125 209H127L128 210V212H126L123 208ZM2 208V207H1ZM0 208V209H1ZM106 208H110V211H112V213L109 211V212H107V211H105V210H108V209H106ZM147 208H149V207H146V209ZM93 209V210H94ZM114 209V210H113ZM2 210V209H1ZM93 210H91L92 211V213H93V215H94V213L95 212H93ZM121 210H124L125 212H123V211H121ZM134 210V211H133ZM141 211L142 213H144V211ZM97 211V212H98ZM115 211H117V213H114ZM140 211H136L137 212V214H138V212H140ZM150 211V209L148 210H146V212H148V213H150L149 212ZM103 212H104V215H103ZM123 212V213H122ZM105 213H108V214H105ZM112 214V218H111V214ZM118 213H120V214H118ZM98 214H96L95 213V215H98ZM116 214V215H115ZM118 214V215H117ZM134 214H135V216L133 215V213L131 214V215H129V217L131 216V218H132V215L134 216V218L136 217V213L134 212ZM141 213H139V215H140ZM145 215H146V213H144ZM144 214H143V216H144ZM107 215V216H106ZM108 215H109V217H110V219H108L109 217H108ZM115 215V216H114ZM127 215V216H126ZM102 216H104V217H102ZM122 216V215H121ZM138 216V215H137ZM102 217V218H101ZM128 217V218H129ZM147 217V216H146ZM146 217L144 216V218L143 219H146ZM104 218V219H103ZM107 218V219H106ZM123 218H124V216H123ZM127 218V219H128ZM130 218V219H131ZM139 218V217H138ZM142 217L140 216V219H141ZM148 218V217H147ZM97 219H98V221H97ZM126 219V218H125ZM140 219H139V221H140ZM142 219V220H143ZM109 220V221H108ZM113 220V221H112ZM117 220V219H116ZM148 220V219H147ZM102 221L104 222V223H102ZM108 222V223H107ZM143 222V221H142ZM141 222V223H142ZM145 222V221H144ZM98 223V226H99V228L101 229L102 227H103V229H101V231L100 232H98L100 229L99 228H97L98 226H96V228H97V230L98 231H96L95 230V225ZM107 223V224H106ZM136 223H138V222H136ZM140 224V223H139ZM110 227V225H111V229H109V227ZM142 225V224H141ZM141 225H139V226H141ZM101 226V227H100ZM106 226V227H105ZM136 226H138V224L136 225ZM138 226V227H139ZM143 227V226H142ZM144 228H146L145 226H144ZM147 229V228H146ZM104 230V231H103ZM142 230V229H141ZM148 230H149V227H148ZM148 230H146V231H148ZM94 231V232H93ZM106 231V232H105ZM110 231L112 232L111 234H109L110 233ZM139 231V230H138ZM144 231V230H143ZM146 231H144V232H146ZM96 232V233H95ZM103 232V233H102ZM109 232V233H108ZM142 232V231H141ZM102 233V234H101ZM107 233V235H105ZM147 233V232H146ZM108 234H109V236L111 235V238L109 237V239H108ZM140 234H142V233H140ZM99 235H100V237L102 238V240L101 239H99ZM112 235H113V237H114V239L112 238ZM106 236V237H105ZM143 236H146L145 235V233H144V235ZM107 238V239H105V238ZM105 239V240H104ZM92 240H94L95 241V243H94V241H92ZM100 240V241H99ZM104 240V241H103ZM107 240V241H106ZM111 240V241H110ZM97 241H99V242H97ZM113 241V242H112ZM91 242H93L94 243V246L91 244ZM102 242H104V243H102ZM106 242V243H105ZM111 242V243H110ZM96 243L98 244V245H96ZM99 243H101V244H99ZM115 244L116 243H118V242H114ZM104 245V246H105ZM93 246V247H92ZM118 246V244H116V247ZM95 247V248H96ZM103 247V246H102ZM107 247H111L113 250H114V248L113 247H115V245L113 244V246L111 245V246H107ZM106 247V248H107ZM103 248H105V247H103ZM110 248V249H111ZM141 248H143V247H141ZM102 249V248H101ZM110 249H109V252H108V250H107V252H101V254L103 255L104 254V257L105 258H107L108 259V257H106L105 255L107 254V256L109 255V253L111 254V252H113L114 253V251L115 250H117V248L114 250V251H112V249H111V251H110ZM49 251V253L47 254V252ZM45 254H47L46 256H48L49 254H51V252H52V256H53V254H54V251L53 250H48ZM119 252L117 251V254H118ZM116 254V253H115ZM111 256V255H110ZM110 256H109V258H110ZM117 256H119V255H116V257H115V255L113 256V257H115V258H117ZM28 257V256H27ZM121 257V256H120ZM120 257H118V258H120ZM123 257V256H122ZM38 258H40V257H38ZM118 258H117V260H118ZM43 259V258H42ZM41 259V260H42ZM111 259V258H110ZM112 259H114V258H112ZM121 259V258H120ZM36 261H37V259H36ZM40 261V260H39ZM112 261V260H111ZM114 261V260H113ZM121 262H122V259L120 260ZM121 262H119L118 264H120ZM111 264H113V263H111Z\"/></svg>",
  "mask_w": 264,
  "mask_h": 264
}]
</instances>
